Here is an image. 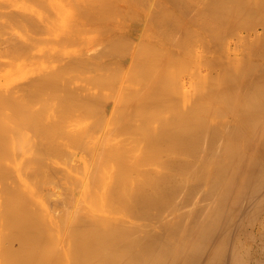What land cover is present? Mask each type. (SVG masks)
<instances>
[{
	"label": "bare ground",
	"instance_id": "obj_1",
	"mask_svg": "<svg viewBox=\"0 0 264 264\" xmlns=\"http://www.w3.org/2000/svg\"><path fill=\"white\" fill-rule=\"evenodd\" d=\"M4 1L5 0H3V2ZM12 1H14L15 3L18 2L17 0H12ZM23 1L25 2V0H23ZM23 1H22V4L19 3L20 7L23 5ZM32 1H34V0H32ZM45 1H47V0L34 1L36 4L40 3L39 5L35 4V6L36 7L38 6V8L40 7V9L42 8V10L45 9V11H46V9L50 6L49 5L47 6L48 2L46 3ZM64 1H67V0H63V2ZM73 1H74V3H75V1L77 2L74 4L75 5L74 9L75 10L77 9V11L80 12V13H78V12L73 13V11H72V13L76 16V19H77V13L79 15H83V17H84V13H87V16L89 14L90 15H89V18H87V17L86 18L88 20L93 19V20H91V21H93V24L97 21V20L95 21V16L98 13H102V16L101 15L100 16L102 18L108 20L110 18L109 15L113 14L112 13L113 9H111V11L109 9L111 7L113 8V4H115L114 2L112 3L113 0L111 2L109 1L108 3H106L108 0L107 1H105V0H89V1L83 0L86 2V4H83V2H81L80 0H73ZM129 1L126 0L125 2H129ZM131 1H133V0H131ZM135 1H136V3L138 2V0H135ZM5 2L8 3L9 0H6ZM20 2H21V0H20ZM28 2L29 1H27V3ZM34 2H32V3L34 4ZM41 2L42 3L45 2L44 4H46L47 7H45V5H43ZM68 2H69V0H68ZM87 2H88V6H87ZM115 2L118 4L119 0H116ZM120 2H122V1L120 0ZM141 2H142V0H141ZM217 2H219V1H217ZM224 2H223V6H224ZM234 2L235 3L237 2L238 3L237 5L244 4L243 10L247 14V16L249 15V17H252L254 20H251L250 18H249V21L246 20L247 24L244 28L245 33H244V35H242V38H243V42H242L243 45L242 46H244V44H245L244 47L246 49V52H245L244 56L242 55V58L239 57L242 61V63L238 62V64L241 66L240 75L237 76L234 84L231 83L233 85H230V84L225 85L224 84L223 86H221V88H218L216 85L217 89L215 91L217 92V94L214 93V95H220V99L223 98L222 95L224 94V92L230 93L231 96L230 97L225 96L224 101L218 100L217 99L218 96H217L216 100L214 99L216 102V105L214 103L215 110L219 115V116L217 115V119H215V120L210 119L208 116H206L209 112L206 114L204 113L201 116L199 111L200 112L202 111V109H201L202 107L199 106L200 107V110H199L197 107L198 105L196 106V103L194 106L192 105L193 107H190L189 104L187 103L188 99L186 100V98H185L186 103H185V101H183V103L182 102L181 103L183 105L186 104L187 108L184 106L179 108V107H175V106L171 105V108H168L170 114L167 117H166V115L161 114V112H152L151 113L150 108L152 106L149 107L148 103H153L154 100L152 99L153 96L150 97L149 94L151 93V91H154V90L159 91L158 92L159 94L161 92H163V90H161V88H163V85L162 86L160 85V80L161 81L163 80L161 78L162 68L159 66L160 64L163 63L162 57L158 58L160 55L158 56V54H156L154 52H153L154 54L150 53V52L148 53L147 52L148 49H146L147 45L145 43L140 45L137 42L139 38L143 42H146L148 40V36H146L145 33H142L140 35V37L133 36V34H132L133 31L128 30L127 26H125V25L123 27L118 26L119 28L118 27L115 28L114 33H112V31L110 29V24L105 25L104 23H102V21H104V20H101V17H98L99 18V20H98L99 24H101L103 26L105 25L106 29L109 27L108 33H107V31H105V29H100L101 31L104 30L106 32V34H108V37L105 39H108L109 43L103 42L105 44L100 49L103 50V48H105L104 47L105 45L107 48L96 54L95 59H97V62H95V60H93L94 58L93 59L91 57L90 58L92 59V61H94V63H96V68L98 69V71H99V69H101V70L103 69L102 72L104 70H105V73L107 72L106 74L100 73L99 76H103L102 80L106 83L105 87L107 85L110 86L109 87L110 89L108 88L110 92H108V93L112 92L111 86L113 84L110 85L107 83H110L112 79L115 80L116 78L119 79V78L123 77V78H125L124 80L127 83L128 80L132 81V78H137V85H138V88H136L137 86L135 85L134 90H132L131 88L128 89V91L123 90L122 92H126V93L122 97L115 96V100L113 102H111V101L106 102L102 107V112L104 113V115L107 114L108 117L112 116V118H114L117 115L122 116L124 118L125 123L130 124L131 122L133 123V121L135 123L137 122V127H135L136 131H138L142 135V137L143 136L147 137L146 138L147 148H146V150L145 149H143V150H145V153L147 156V161L149 158V161H152V163H150V168H148L149 167V164H148L147 172H141L139 170H142V169L138 170V168H137V163H139L138 162L139 160L130 162L131 160H133V159H131L132 157L135 158L134 156H132L133 154L130 155V153H129L128 157L131 156L130 158H127V156H124L128 152L127 148L124 149L125 147H123L124 151L127 150L124 152L123 150H121L120 145H119L120 148H118V147L116 148V144H115L114 149L113 148L111 150L109 149L111 151L110 152V151H108V149H107L108 147L106 145V147H107L106 151L111 153V154L108 153L109 155L114 154L113 156L116 155L117 157H119V160H118L119 162L117 165L119 170L117 167H114V168H117V170L119 171L117 173H119V174H118L117 178L115 176H113L114 173H112V172H113V170H116V169L112 168L113 165H115V164L112 165L110 163L113 159L112 156H110L112 159L109 163H110V165H112V167H109L110 166L109 164H108L109 165L108 167H109V169L110 168L112 169V170L110 169L111 173H112V174L110 173V175L116 179V181L114 179L115 184H114V181H111V180H113L112 179L113 177L111 178V176H109V175L108 176L111 179L110 183L109 182L104 183V181H106V179L107 180L109 179L108 176H105L109 172H106L107 174L102 172L101 176H103V177L105 176V178L102 177V180L101 179H99V180H101L102 183L105 185L109 186V184H110V187H111V185H114V186L111 187L112 190H110V188H108L110 192L107 191L108 193H106V194L104 191H102V192H104V194H103L101 192V190H99V188L97 187L98 190L103 194V196L104 195L106 196V197L104 196L105 198L103 197V199H106L105 201H103L101 199L102 194H99L98 193L99 191H97L98 195L96 194L94 196H100L101 204L104 203V204H102V207L103 206L105 207V205L109 204L108 202L112 201L111 203L114 206L112 205L111 209L112 210L115 209V210L110 211L109 214L106 213L103 215L102 214L100 215V212L98 213V211H97V213H94V210L96 208L97 209L99 208L101 210L100 204H98L100 202L99 201V202H97L99 207H96L95 209L91 208L93 210V211H91V212H93V214H94L93 215L92 213L89 212L90 210L85 212V210H84L85 204H84V207L80 206L84 202H82L80 205L78 204L80 207H82V209H81L80 213H78V211H77L76 213H78V214L74 215L71 218L69 217L71 220L70 221L71 227H68L69 230L66 229V231L68 230L67 235H69V233H71V235L69 237L71 242L68 239V243L70 242V246L67 244L68 245L67 246L68 248H66L68 250V251H66L67 256H66V258H64V260L66 259V264H264V221H263L264 218L260 217L261 213L262 212L264 213V0H246V1L245 0H234L233 3ZM25 3H24V5H25ZM32 3L30 2L29 4H32ZM65 3H67V2H65ZM79 3H81V4H79ZM110 3L112 5H109ZM219 3H217V5ZM29 4L28 5L26 4L27 8L29 7ZM77 4H79V8H77L78 6L76 7ZM5 5H7V7H8V4H5ZM26 5H25V10L21 9L20 7L17 6L18 10L16 7V10H14V12L15 11L17 12L20 10H22V11L24 10V12H26V9H27ZM53 5L55 6V4H53ZM65 5L67 6V4H65ZM69 5L70 4H68V6ZM80 5H81V8H84V9H81ZM136 5H138V4H136ZM140 5H142V3L139 4V6ZM143 6H144V3H143ZM0 7H1L0 13L3 11L1 13L0 17L3 15L6 16L7 14H8L7 17L8 16H10V18L13 17L12 18L13 20H11V22L14 23V21H15L16 25H15V23L13 25L16 26L15 27L16 30H18L19 28L21 29L22 26H23V29L25 30L24 26L28 25L27 27H30L31 23H33L35 26L38 27L37 31H35L37 27L34 29L35 26L32 25V27H30V28H32V30L30 28H28V30H29L28 33H27V27H26L25 32L23 29H21L27 36L30 35V33H29L30 31H31V33H32V31H35L30 36H28V38L23 37V38H27V39H23L19 35L14 36L17 33H16V31L15 32L12 31L13 25L11 26L12 23L10 21H8V19L10 20V18L0 19L2 21V23L0 22V25H2V27L0 26V29H2L4 31V29H5L4 27L8 28V29H5L4 35L8 34L9 36H11L13 34L12 37H9L11 40H9V38H6V37H8V35L7 36L5 35L6 37L4 39H2L4 37V36L2 37L3 34L0 35L1 36L0 38L2 41V42L0 41L1 44L4 43L5 39L9 40V42H7V40L5 41L7 43V45H9L8 50H7L8 46H6L5 43L3 45L4 48H2L0 46V48L4 49V50L1 49L2 52H6V54L0 53V55L3 56L2 54H5L4 56L7 58L8 57L11 58V56L13 55L12 58H15V59H18V57H20V56L23 57L25 55V56H27L26 58L24 57L26 60L25 62L29 61V60H27V58L31 54L37 53L35 55H37L38 57H35L33 55H31V56H33V58H39L40 57V59L41 58L43 59L44 57L48 58L51 55V52L55 53L56 50L59 51L60 47L62 48V50L64 48H66L65 46L68 47L69 44L66 45V43L71 44L72 42H70V41H74V40H70V38L72 36L71 33L73 34V32H74L75 35L77 36L76 32H78V30H79V29H77L78 28L77 26H79V22H81L80 20H78V22L75 21L76 24L73 23L76 27V32H75V28H72L73 32L70 31L69 29H67L70 31L69 32L70 34H68V35H71V36H68V37H70V38H68V41L70 40L69 42L67 40H66L67 42L64 40L65 34L62 36V38L60 35L62 42L60 41V38H58V36H57V38L59 39L60 43H62V45H60V44H59V46L57 45L58 49H56L57 47L55 48V46H54V48H53V45L51 43L52 48H50V49H52V51L51 50L49 51L48 56H46L48 51H45V49H44L47 44L44 47L42 45L41 47H43V48L41 50H44L45 52H42L40 50L38 52H40V53L42 52V53H44V54L46 53V54L43 57H41L42 54L39 53L40 54L39 55L38 52H35L34 50L32 51V48L35 46V43H33L35 41H33L34 38H32V36H33V34H36V32L38 33V31L44 30L43 27H42L43 29L40 27L43 25L42 22H44L43 19L46 18L45 17L46 15H44L42 13V21H41V25H40V23H39L40 20H38V22L36 21V18H38L37 17L38 15L35 16L36 14H34V16H33V14H29V16H27L28 15L27 12H26V15L24 12H20V14H19V12H17V14L21 15L20 17H17V14L12 16V14H14L13 12L12 13L9 11H8L9 13L6 12V10H4V8H6V7H4V8H3V6H0ZM19 8H20V10H19ZM70 8H73L72 3H71ZM141 8H142V6H141ZM146 8H147V6H146ZM1 9H2V11H1ZM31 9H36V8H30V9L28 8L27 10H31ZM36 10L35 11L33 10V11L38 12ZM42 10H40V12H43ZM48 10H51V11H48ZM48 10H47L48 12L46 11L47 13H50L49 15L47 14L48 25L51 24V26H52L55 23V25L52 26V27H54V29H55V27H60L61 25L56 26L55 20H58V18H55V16H54V15H56L55 10H54V15L52 16L53 18L51 17V15L53 14V10L51 9V7H50V9L48 8ZM84 10L85 11L87 10V12H83ZM107 10L110 12L109 15L107 14V12H108ZM144 10H146V9H144ZM220 10L218 9V11H220ZM4 11L6 14H4ZM45 11H44V13H45ZM57 11H60V10H57ZM97 11H98V13H97ZM103 12L106 13V15L109 18L108 17L105 18L104 17L105 14ZM229 12L230 11L228 10V12L226 14H228ZM60 13H62V12H60ZM141 13H143V12L141 11ZM69 14H70V12H69ZM4 16L2 18H5ZM23 16L25 19L26 18L28 19V20L26 19L28 23L31 21L30 25L26 24V22H25L26 25H23L24 24L22 21V19H24V18H22ZM25 16H27V17H25ZM66 16H70V15H66ZM29 17H30V20H29ZM50 17L54 21L51 20V22L49 23ZM152 17H153V15L150 18H152ZM17 18L18 19L21 18L20 20L22 21V25L18 24V22L19 23H21V22H20V20H17ZM31 18H34V19H31ZM73 18H75V17H73ZM73 18H69V19H73ZM84 18H81V19L87 20ZM69 19H66L65 23L67 22V20L69 21ZM3 20L4 21L7 20L8 22L5 21L6 24L3 25ZM154 20L159 22L162 20V18L159 19V16H157L156 18H154ZM91 21H87V22L85 21L86 23L90 24V25H88L89 27H91V25H93V24L89 23ZM100 21H101V23H100ZM136 21L138 23L139 18L136 19ZM228 21H231V20H228ZM52 22H54V23H52ZM7 23L10 27H8ZM69 23H70V21L66 23V24H68L67 25L68 27L70 25ZM82 23L83 22H81V24ZM98 23L94 24V25H96L95 28L98 26V28H96L97 30H99V28H102V27H100V25ZM48 25H46V23L44 22L43 26L44 27L47 26L45 28L46 31L51 29L50 33H52V31H55L56 29H58V28H56L54 30V29L50 28V26H49V29H47ZM244 25H245V23H244ZM73 26H71V27H73ZM82 26L86 27L87 25L83 24ZM105 26H104V28H105ZM65 27H66V25H65ZM81 27H79V28H81ZM92 27H94V26H92ZM92 27L89 29H92V32H94L93 29H95V28H92ZM39 28L41 30H39ZM238 28H241V27H238ZM2 30H1L0 34L3 33ZM6 30H9V31H6ZM60 30L66 31L65 28L64 29L61 28ZM81 30H80V33H81ZM8 32L12 33V34H9ZM66 32H68V31H66ZM90 32H91V30H90ZM99 32L100 31L94 32V36H95V33H99ZM20 33H21V31H20ZM59 33L60 32L58 31V34ZM63 33H65V32H63ZM25 34L22 33V36ZM47 34H49L48 31H47ZM60 34H62V32ZM79 34H78V36H79ZM99 35H102V34H99ZM66 36H67V33H66ZM87 36H84V38ZM16 37H18L17 38L18 40L16 39ZM33 37H35V35ZM36 37H38V36H36ZM36 37L34 40L37 39ZM39 37L42 38V36H39ZM39 37H38V39H40ZM53 37H55V36H53ZM72 37H75V36H72ZM77 37H76V39L74 38L75 41L77 40ZM80 37H78V38H80ZM13 38L16 39L17 41L15 40L16 41L15 42ZM20 38H22V39H20ZM47 38H46V40H47ZM84 38H82V39H84ZM99 38L101 39V37H99ZM19 39H20V41H19ZM28 39L29 40L32 39L33 42L29 41L31 44L27 43ZM43 39H45V38H43ZM66 39H67V37H66ZM23 40H24V43H22ZM63 40L66 43L63 42ZM12 41H14V42H12ZM108 41L106 40V42H108ZM36 42H38V40ZM40 42H41V40H40ZM81 42L83 43L84 41L82 40ZM85 42H87V38L85 39ZM88 42L90 45L91 40ZM93 42H94V39H93ZM95 42H96L95 44H97V41H95ZM10 43L11 44L14 43L13 44L14 47H12L13 45H11ZM16 43H20V44L15 45ZM41 43H45V42L43 41ZM99 43H102V42H99ZM25 44L27 47L23 46ZM63 44L65 46H63ZM107 44H108V46H107ZM28 45H29V47H28ZM86 45L84 44L83 46L86 47ZM30 46L31 47L33 46V47L30 48ZM72 46L76 47V45L73 43H72L71 47ZM80 46H82V45H80ZM22 47L24 48L23 50H22ZM49 47H51V46L49 45ZM61 48H60V50H61ZM77 48L78 47H76L74 49H76V51H77ZM9 49H11V50H9ZM27 49H30L32 51V53L30 51H28ZM79 49H81V47H79L78 50ZM1 50H0V52H1ZM47 50H48V47H47ZM65 50L67 53L70 52V51L69 52L67 51L68 49H65ZM21 51H23V55H22V53H20ZM61 51L59 52V54L62 55V56H60L61 58H59V56H57L58 55L57 51H56L57 52L56 55L54 54V58L57 56L60 60H55L53 58V56H51V57L55 61H61V59H62L63 62H66V60L69 62L70 61L69 58L73 57L72 59H75L76 61L73 60L74 63H71V62H69L70 64L67 63L69 66V70H70V66H72V65H73L72 67H75L76 65L81 66L83 64L84 59L81 58V56H82L81 54H78L79 57H78V55H76L77 57H74L75 55L71 54L74 56L70 57V55L68 54L69 55L68 56L67 53L65 52L66 57H69V58H67L64 61L65 55H63L61 53ZM150 51H153V50H150ZM12 52L14 54H16L18 57L15 55L17 57L16 58L14 56V54H12ZM17 52H19V53L17 54ZM81 52H83V51H81ZM232 52H233L232 50H229L228 53L224 56L225 62L223 64V67L226 65V67L224 69H226L228 65L230 66L233 62L232 59L230 58V56H231L230 54ZM27 53H29V54L27 55ZM19 54H21V55H19ZM155 54H156V56L154 57ZM110 55H112V56H111V58H109V60L107 62V58L110 57ZM114 55H117L118 57L120 56V59L116 58L117 56L115 57ZM63 56H64V58H63ZM83 56H88V55H86V53H85V55H83ZM234 56H236V55H234ZM57 57H56V59H58ZM104 57H106V61L103 60L104 63H102L100 61V59H103ZM112 57L116 58L115 61H114V59H112ZM12 58H11V60H12ZM76 58H79V59H76ZM84 58L87 59L88 57H84ZM28 59L31 60L32 57L28 58ZM45 60L47 61V65H50V64H48L47 59H43V61H41L42 65H43V62ZM54 60H53V62H54ZM227 60L229 61V63H227ZM238 60L239 59L236 58L234 61H238ZM2 61H3V59L0 60L1 63H2ZM6 61L7 60L3 61L2 64L0 63L1 64L0 68H2V66L9 65L8 62H10V66L11 65L14 66V64H15L14 60H13L14 64L13 63L11 64L10 59L7 62ZM98 61H100V62H98ZM109 61H111L113 63L112 66H110L111 62L109 63ZM154 61H156V62H154ZM4 62H6L7 64L5 63V65H3ZM25 62H23V64H24L23 66L30 67V64L25 65ZM49 62H50V60H49ZM61 62H59V63H61ZM63 62H62V64L64 65V68H65L67 66V64L65 66V64ZM31 63H32V60H31ZM98 63L99 64L102 63V64L99 65ZM20 64H22V62L19 63V65ZM56 64H58V63L56 62ZM239 65H238V67H239ZM58 66L61 67L60 64ZM35 67H37V66H35ZM41 67L42 66L40 65V68ZM52 67H53V65H52ZM52 67H51V69H52ZM64 68L62 66V69H61L62 73H63ZM90 68H92V67H90ZM33 69H34V67H33ZM49 69L50 68H48V70ZM51 69L47 72H45L46 69L42 70L45 73L38 72V75H35V76L29 74L32 78L27 76L28 79H26V77H25L24 78L25 80L23 79V81H26V83L21 81V79H19L20 84L23 82V83H25L24 85L23 84L18 85L19 81H17V80H18V78H20L19 76H18L17 80L16 79H15V81L13 80L14 83L16 81L18 83L17 84H11L10 82H12V81H10V80H12V79L8 76L9 75L8 74V75H6V77L8 76V78H10V79H8L10 82H7L8 80L5 79V80H7L6 82L9 83L7 86H9V87L13 86V88H17V89H12L11 87L10 88L8 87L9 89L6 88L7 90H5L3 87L4 85L1 86V87H3L4 90L2 88H0V111H1V109L5 110V108H6V110L7 109L10 110L9 112L7 111V115L2 113V111L0 113V157L2 156L0 158V162L1 161L3 162L7 158V161H11V162H9V163L5 162V161L4 162L6 163V165L8 164L9 167H11L12 165L15 166V164L13 163L14 162L13 160H15L18 156V155H14V156H16L14 159V158H12L13 156L11 157V154H14V153H17V154L24 153L25 154V152L29 151L30 149L31 150L33 149L32 151L30 150L31 151L30 156L28 154L27 155L25 154V156H26L25 159H28L27 161H30L33 158H37L38 154L40 157L41 156L40 152L44 149L43 150L44 153L46 151L45 154H47L45 156V158L47 156L49 158V159L46 158L47 160L50 161V158L52 157L51 158L52 160H53V158H55L57 161L59 159V162H61V164L65 163L64 162L65 160L64 161H60V160L61 159L63 160V157H61V155H63L64 158H65V156H67L64 154V152L68 153V151H67L68 148L62 151V149H64L66 146L65 143L68 140L67 136L72 137V135H75V133H77L73 138H71V137L69 138V139H71V140H69V142H72L74 139L76 141L79 140L78 141L79 143L76 141H73L72 143L75 142L73 145L71 143H68V142H67V144L75 147V148L72 147V149H76V147L78 148L80 146V142L82 141L81 137H83L85 135L84 129H87L85 132H87L88 129L91 130L90 129L91 128L90 126H92L91 124H93V122L98 119L97 118L96 120L92 121L93 115H90L91 111H88V110H92V109H89L88 105L90 104V108H91V102L93 103L94 102L93 100L97 101L98 103H104L103 102V96L101 97L102 100L98 94H96L95 96L94 95L91 96L92 94L89 95V93H88V91L91 90V89L89 90V86H87L88 88H86L85 85L81 87L80 84L74 83L75 86L76 85L79 86V87H77V89L79 88L78 91L82 92V90H83V92L84 91L87 92L86 93L87 96L85 95V93L82 94L79 92H78L79 93V95H78L76 92V89L75 90L72 89V88H74V86H72L73 84L71 86L68 85V84H70L69 81L71 79H69L68 76H66V74H67L66 71L67 72L69 71V70H67L68 69L67 67H66V70L64 72V73H66V74H64V76H66V78H68L69 80L68 79L66 80V78H65V80L62 81L64 85L60 84V86H59L57 83H59V81H60L59 78H62L63 76L61 77L62 74L60 75L59 73L56 72L58 70L56 67L54 68V70L56 69V71L51 70ZM11 70H12V68H11ZM59 70H58V72H61ZM23 71H24V69H23ZM72 71L74 73L73 68H72ZM76 71H78V69ZM79 71L81 72V70H79ZM20 72L21 71H19V73L18 72L17 73L20 74ZM24 72L26 73L27 71L25 70ZM35 72L37 73V71H35ZM91 72H93V71H91ZM91 72H90V74H91ZM56 73L59 74V76H60L59 78H56V77H58V75L56 76ZM68 73H70V71ZM96 73L98 75L99 72H96ZM15 74L13 76H15ZM80 74H82V73H80ZM90 74H88V75H90ZM73 75L74 74L71 75V73H70L69 77L71 76L73 79ZM16 76H15V78H16ZM78 76L83 77V75H78ZM93 76H94V74H93ZM0 77H1V73H0ZM75 77H76V79L78 78L77 76L74 75V78ZM222 77H219V78H222ZM3 78H2V80L5 82V80ZM55 79H58V81H56ZM88 79L85 80V82L88 83L89 82ZM1 81H0V83H1ZM65 81H67L69 83L68 84L64 83ZM98 81L100 83L103 82L101 80H98ZM228 81L229 80L227 79V82ZM230 81H232L231 78H230ZM162 83H163V81H162ZM216 83H217V81H216ZM223 83H226V82L224 81ZM128 84H130V83H128ZM133 84H136V83H133ZM66 85H67V87L68 86L69 87L67 88ZM90 85L92 86V85H96V84H90ZM115 85L117 87V84H115ZM7 86L5 85V87H7ZM61 86H63L64 90H62ZM21 87L24 88V90H23V91H25L24 96L22 95L23 92L21 93L22 90L19 92V90H20L19 88H21ZM83 87H85L86 89L84 90ZM95 87H97V86H95ZM57 88H59V89H57ZM66 88H67V90H66ZM69 88L72 90H69ZM87 89H88V91H87ZM94 89L95 88L92 87V90H94ZM106 89H107V87H106ZM47 90H49V91H47ZM57 90H59L60 93H58ZM61 90L63 92H61ZM99 90L102 91L101 88ZM17 91H18V93H17ZM43 92H44V94L40 95V93H43ZM95 92H93V93H95ZM57 93H58V95H60L59 97L57 96ZM64 93H65V95H63ZM154 93H155V91H154ZM48 94L51 95L50 97H52V99L49 96H47ZM105 94L107 96V92ZM61 95H63V96H61ZM88 95L90 96V99L88 98ZM31 96L32 97L35 96L36 99L32 100ZM53 96L55 98L57 96L56 100L57 99H60V100L56 101L54 99L56 101V103H55V101L53 100V98H54ZM82 96L83 97L86 96L87 98L86 97L83 98ZM160 96H161V94H160ZM41 97H44V99L42 98L44 101L46 100L45 98H47V97L50 98L51 100H53V102L50 101V103H51L50 105H48L49 99H47L45 101V102L48 101L47 106H48V108L50 107L49 109H51L52 105H53L52 107H54L55 104L58 103L56 106L57 111H58V108H60V110H61V107H58V106L63 107V105H62L63 103H65L66 106L68 104H72V109L74 106L75 107L78 106L77 107L78 109L75 107H74V109H76L75 110V116L78 115L79 117L77 118V116L75 117L74 115H71V114L70 115H71L72 119L77 118V119H75V121H77V122H79V121L81 122V120H82L83 126L80 124L82 126V128L79 126V123H77L78 127H76L77 129H79L78 130L79 133L84 127L81 134H79L78 131L76 132V128L74 127V125H76V122L72 120L73 122H75V124L72 122L74 125L70 122L71 119L69 118V115H67V113L69 114V112L66 111V109H67L66 106H65L66 109L62 108L61 111H65L66 112L65 114L68 117H65L66 115L63 112H61L60 115L56 114V116H54V114L58 113V112H55L56 110L51 112V111H49V109H46L47 107H45L44 113L46 114V116L50 115L49 113L48 114L46 113L47 111H49L52 113V115L54 117L50 118L48 116L49 120H47L48 118L46 119V116H43V119H41L43 113L41 115L40 112H37L39 110L38 108L41 105L40 103H43V100H41L42 102L40 101ZM194 97L195 96L192 97L193 99L192 98H189V99L192 102H195ZM30 99H31L32 103H34L33 102L34 100L36 103H37V101H40V102H38L40 105L39 104H37L38 106L36 105L38 108L37 107L35 108V106H34L35 103L31 106L32 103L29 101ZM74 99H77V100H74ZM86 99L89 102L86 101ZM104 101H105V98H104ZM191 101H189V103H191ZM60 102H62L61 105H60ZM198 102L200 103V101H197V104H198ZM205 102L206 101H204L203 103H205ZM218 102H222V103L224 102L225 105L222 104V106H220V105H218ZM29 103H31V104L29 105ZM52 103H54V104H52ZM86 103L87 104L89 103V104L87 105ZM174 103H176V102H174ZM177 103L179 104L180 102H177ZM177 103L175 105L178 106ZM147 104H148V107L146 110H144V108ZM154 104H155V102H154ZM45 105L46 104L42 105V107ZM214 105L212 104V106H214ZM33 106H34L35 110L31 108ZM79 106L81 107V110H79ZM95 106H98V105L96 104ZM154 106H157V105H154ZM179 106H181V104H179ZM202 106H203V104H202ZM42 107L40 109L43 110ZM68 107H69V109L71 108L70 105H68ZM63 109H65V110H63ZM74 109L73 110L70 109V111H73L72 114H74ZM93 109L95 110V112L97 111L95 108H93ZM51 110H53V108ZM209 110L211 111L212 109H208L206 111H209ZM77 111H79L81 113H79ZM165 111H168V110L166 109ZM41 112H43V111H41ZM53 112H55V113L53 114ZM86 112H89V113H86ZM102 112H100V113H102ZM197 112H198L199 116H201L198 119V121L196 120L197 115H198ZM62 113H63V115H62ZM154 113H157V115L153 116ZM2 114L6 115L8 118L6 117V119H5V117ZM8 114H10L11 117L8 116ZM84 114H86V115L84 116ZM88 114H89V116H91V118L88 116ZM40 115H41V117H40ZM61 115H62V117L65 115L64 116L65 118L64 117L61 118ZM95 115L96 114H94L93 118H96ZM213 115L216 117V114H213ZM213 115H212V117H213ZM58 116H60L59 118H61L63 121L64 120H65V122L68 121V125L70 122V125L71 126L73 125L72 127L71 126L70 127L72 129H74L73 131L75 133L70 132V131H72V129L67 130L69 128L68 126L67 127L64 126L66 129L62 128V129H60V131L56 130V129L60 128V126H59L60 123H58L60 120L57 122L58 125L54 124L55 126L57 125V127H53V123L50 122V120L54 119L53 121H55V118ZM84 117H86V119H85L86 121H88V118H90L92 123L85 122V124H83L84 123L83 122ZM100 117H101V115H100ZM154 117H156V118H154ZM44 118L46 121H49L50 124H48L47 126L50 125V129L53 127L57 132H59V133L61 132L60 134H63L62 131L66 132V130H67V132L68 131L70 132V133H67L68 135H66L67 140H65V134H64V136L61 135L63 137V141L65 140L64 145H62V143H60L61 141L59 142V145L61 144V146H63L64 148L63 147L61 148V146L57 147L59 150H61V152L58 151L57 148H55V146L58 144L57 141L62 137L59 134L58 135L59 139H57V141H56L55 137L57 138V132H55L56 133V135H55L54 134L55 130L53 128L52 129L54 130L53 131L54 135H48V134L52 133L51 132L52 130L50 131V129H49L50 133L48 130H46L48 127L46 126L47 122L44 120ZM152 119H154V120H152ZM155 119H158V121L159 120L160 121L156 122ZM57 120H58V118H56V121ZM131 120H133V121H131ZM41 121L44 123H42ZM135 123H133V124H135ZM152 123H156V124L158 123V125H154V124L152 125ZM64 124L65 123H63V125ZM86 124H87V126L90 125L89 126L90 128L87 127ZM94 124H95V122H94ZM43 125L47 128L45 129L43 127ZM51 125H52V127H51ZM61 127H63L62 124H61ZM23 128H25V129L30 128V130H31L30 132L33 131V133H31L32 135L35 133V136H34L35 138H33V139H34V142H36V143L31 142L30 139H32V137H33L32 135H30L31 138L28 137V139L27 138L25 139L23 137L25 135L24 132H26L25 130H24V132L22 131ZM95 129H96V127H95ZM98 130H99V128H98ZM132 130H133V127H132ZM41 131H44V132L41 133ZM100 131H99V134H100ZM136 131L134 133H137ZM45 132L47 134H45ZM38 133H39V135H38ZM91 133H89V134H91ZM126 133H128V131ZM43 135H45V136H43ZM91 135H93V134H91ZM130 135H131V133H130ZM48 136L49 137L52 136V138L55 140V141H53V139H52V142H57L56 145H55V143H53L55 146H53L51 144V147L49 148V146H50L49 142H51V138L49 140H46V138L48 139ZM135 136H134V138H135ZM137 136H139V135H137ZM43 138H44V141L46 140L49 142L47 143L45 141L46 143L41 144V143H43V141H42ZM91 138L89 137V140ZM94 138H93V141L95 140ZM118 138L119 137H117L116 139H118ZM127 138H130V136ZM40 139L42 142L38 141ZM87 139H88V136H87ZM96 139H97V137H96ZM137 139H138V137H137ZM93 141L91 140V142H93ZM94 142H96V141H94ZM109 142H111V141H109ZM120 142H122V140ZM124 142H127V141H124ZM136 142H135V144H136ZM39 143L42 145L41 147L43 149L38 147ZM112 143H114V142H112ZM91 144L93 145V143H91ZM140 144H141V142H140ZM87 145H89V144H87ZM117 146H118V144H117ZM141 146H143V145H141ZM141 146H138V151L141 149V148H139ZM67 147H70V146H67ZM93 147H94V145H93ZM111 147H113V146H111ZM130 147H132V146H130ZM35 148L37 150H36L35 154H33L35 157H33L32 152L35 151ZM134 148H136V146ZM38 149H41V151L39 152ZM54 149H56L57 152ZM72 149H69L70 153H71L70 150H72ZM43 151H42L43 155L40 157V160L44 159L43 160L44 162L43 161L42 162L45 164L44 167L46 166V170L43 167L40 169V167L38 166L39 169L37 168L36 169L37 172H36V170L34 168H35V166L37 167V165H35V163L40 164V162H38L39 159L37 158L38 160H34V162L32 160V162L31 161L29 162L30 163L29 165H31L32 167L35 165L34 168H32L31 166L29 167L27 165L30 169L27 168V166H26L25 168H27V170L26 169H25V171L23 170L24 172H26L28 170L33 169L32 172L35 170L34 173H31V171H28L29 174H27V172L23 173L21 170L24 169L23 168L25 166L24 164L25 163L27 164L28 162L23 163L20 161L21 163H23L21 166L22 169L19 168V169H21L20 172H22L24 174L22 176H24L25 178H26L25 174L27 175V180L29 179L28 180L29 183H31V181L34 180V182H36V184H37L38 178L35 177L36 180L33 178L35 176L34 174H36V173H37L36 176L39 177L41 174H44V175H42V177L45 176L44 178H46V175H48L51 171L55 172V170L59 169V171L58 170L57 171L62 172V170H64V168H68V167H66V165H65V167L64 166L61 167V166L57 165V167H56V163L54 160L53 161L51 160L53 163H51V161H50V163L52 165L50 163H48L49 161L46 162V160L44 158ZM48 151H53V152L55 151L56 153H59V156H58L59 158L56 157L57 156L56 153H53V152L51 153L53 155L56 154V156L53 157V155H50L48 153ZM72 151H74V150H72ZM141 151H142V149H141ZM136 152H137V150H136ZM89 153L91 154V152H89ZM85 154H88V153H85ZM140 154H141V152H140ZM143 154L144 153H142V155ZM156 154H158L160 156L157 157ZM7 155L8 156L10 155L9 156L10 160L8 159ZM104 155H106V154H104ZM3 156H5L6 158ZM25 156L22 155V158ZM123 156H124V158L128 159L127 163L125 160H123L124 159ZM100 157H102V155ZM110 157H106V158L108 159ZM156 157H157V160H156ZM2 158L3 159L5 158V159L3 160ZM29 158H31V159H29ZM103 159H104V156H103ZM141 159H143L144 162H147L144 160L145 157L143 158V156H142ZM66 160H67V158H66ZM115 160H117V158ZM35 161H37V162H35ZM129 162H130V165L128 164ZM3 163H1V164H3ZM32 163L34 165H32ZM54 163H55V165H53ZM87 163L88 162H86V164ZM1 164H0V175L1 176L3 175L2 177H4L6 179V181L9 178H11L13 180L12 176H15L14 180H16V182L13 181L12 183H15L16 185L11 183L12 180L10 181V179H9V181L6 182L4 180V178H2L0 176V178H2L0 180L4 181V182L0 181V186H1V183L3 186V188L2 187L0 188L1 189L0 192H2L4 194V195L2 194L3 195L2 196L0 193V197L2 196V198L0 199V204L2 205V206L0 205V208H2V209H0V233H1L0 235L2 237V238H0V264H57V258H56L57 250H56V252L54 251L56 254L51 251V249L54 250V248H57V243L55 245L56 247H54L53 245H49L50 244L49 241L52 238V234H49L50 231L47 232L48 230L46 228L48 227V225L45 224L46 220H45L44 216L47 217V215H48L47 213H49V211L42 210L41 212L44 211L46 214V215L44 214V216H43L42 215L43 213H40V211L37 210L38 209L37 207H39V206L41 207V205L39 204V201L37 202L38 199H36V200L34 199L35 202H33V199H31L33 196L30 198L29 195H31V194L27 190V188H29V187L24 188V186L27 185L26 181H25V185L23 186L22 189H26L27 193L22 192L23 190L21 192H15L17 190L16 187L21 189V186H22V182H21V184H19L17 186V184L20 183V182L17 183V181L19 180L18 177L20 175L18 174L19 176L17 178H16V175H13V174H15V171H13L14 168H12L13 166L11 167L13 170H11V168L9 169L8 166H7V169H8L7 171H5L6 168L4 170H2V167H4L5 164H3L2 167H1ZM83 165H82V171L84 168L87 169V166L83 168ZM41 166H42V164H41ZM48 166H52V167H49V169L50 168L52 169L53 166H55V169L53 168L54 170H51V169L48 170V168H47ZM98 166H100V165L98 164ZM139 166H142V165L139 163ZM146 166H147V164H146ZM142 167H143V170H144V168L146 170L145 165H143ZM43 169L45 170V172ZM60 169H61V171H60ZM106 169H107V167H106ZM40 170H42L41 174L39 173ZM99 170H101V169H99ZM104 170H105V167H104ZM110 170H108V171H110ZM3 171H5V172H3ZM9 171L11 173V176L9 175V176L5 177L4 175L10 174ZM136 171L139 173L137 175H134V173H136ZM46 172H48V174ZM71 172L72 171H70V173ZM79 172H81V171H79ZM22 173H20V174H22ZM56 173H55V176H56ZM127 173L129 175L124 177ZM131 173H132V176L130 175ZM58 174H61V173H58ZM75 174H73V175H75ZM98 174H100V173H98ZM29 175H32V177H30ZM76 175L78 177V173ZM28 176L30 178H28ZM53 176H54V173L51 175V178H49L50 176L47 177V179L49 180L48 182H50V179H52ZM55 176L53 177V179H54L53 181H55ZM57 177H59V179H60V175L56 176V179H58ZM123 177L126 180L122 179ZM44 178H43V180L45 181L46 179H44ZM59 179L57 180V184L58 183L63 184V181L60 182ZM86 179H87V175H86ZM119 180H121V181H119ZM80 181H81V179H80ZM101 181L96 180V182H101ZM5 182H6V184H5ZM8 182H10L11 185H9ZM34 182H32V183H34ZM84 182H85V180L83 181V183ZM3 183H4V185H3ZM32 183H31V186L33 185ZM40 183H41V181H40ZM45 183H46V181H45ZM45 183H43V184L45 185ZM74 183H76V182H74ZM106 183H108V184H106ZM71 184L72 183H70L69 185H71ZM103 184H100V185L103 186ZM14 185L16 187L13 188ZM66 185H67V183H66ZM97 185H99V183ZM100 185H99V187H100ZM39 186L37 185V189L39 190L38 192L39 193L41 192V194H42L43 190L40 191ZM71 186H70V188H71ZM4 187H6V188H4ZM32 187H34V186H32ZM55 187H56V184H55ZM67 187H69V186H67ZM104 187H106V186H104ZM59 188H60V186H59ZM87 188H88V185H87ZM2 189L3 190L5 189V190L2 191ZM62 189H64V188L62 187ZM94 189H96V188L94 187ZM100 189H102V187H100ZM13 190H14L15 194H14V192L12 193ZM103 190H104V188H103ZM18 191H20V190H18ZM33 191L36 192V193L32 192L35 195L38 193L37 190L35 191V189ZM63 191L64 190H62V192ZM84 191L83 192L81 191V192L84 193ZM59 192H61L60 189H59ZM64 192L66 193L68 191H64ZM69 192H70V190H69ZM89 192H90V190H89ZM112 192L114 193V195ZM22 193L25 194L26 196L24 195V197L21 198ZM87 193H88V191H87ZM94 193H96V192H93V194ZM111 193H112L114 199L112 197V199H113L112 200L111 196L109 195V198L111 199V200L109 199L110 200L109 201V200H107V198H108V194H111ZM20 194H21V196H20ZM41 194H39V195L41 196ZM62 194H64V193H61V194L59 193L60 196ZM90 194H92V193H90ZM17 195L20 196L21 200L19 199V196H17ZM27 195L29 196V198L27 197ZM65 195H68V193ZM71 195L72 194H70L69 196H71ZM79 195L81 196V194H79ZM84 195L86 196V194H84ZM69 196H66L65 201H63L65 198L64 195L61 196V198L64 197L62 199V201L63 202H66V200L69 201V199H70V198L68 199ZM80 196L78 199H80ZM15 197H16V199H15ZM25 197L28 200L29 199L32 200V201L29 200L31 203L33 202L34 204L37 205V206L35 205L36 207L33 205L36 208V211H33V210H35V208H33L31 203H30L31 204L30 205L26 201ZM56 197H58V196L56 195ZM92 197L93 196L91 195V199H92ZM54 198H55V196L53 197V199ZM98 198H96V199H98ZM88 199H89V195H88ZM93 199H94V197H93ZM1 200H2V202H1ZM41 200H42V198H41ZM46 200L48 201V199H46ZM55 201H53V202L56 203ZM93 201L91 202V206L93 204ZM96 201H98V200H96ZM113 201L116 203L117 206H115V203ZM63 202L60 203L61 207L59 206V208L58 207L54 208L53 206L52 207L55 210L60 209L61 214L58 213L59 211L57 212V214L62 215V217H63L62 221L65 223L64 218H66V217L64 216V214H66V216H67L70 211L68 212L67 207L64 205L66 207V208H63V209H66V211L64 213V210L61 209ZM71 202H73V200H71ZM86 202H87V200H86ZM69 203L70 202H68V204ZM79 203H80V201H79ZM45 204H46V206H48L46 202H45ZM30 206H32V208ZM49 206H48V208H49ZM94 206H96L95 202H94ZM87 207H88V205H87ZM69 208L70 207H68V210H69ZM77 208H79V207H77ZM106 208H107V206H106ZM39 210H40V208H39ZM83 210H84V212H83ZM102 210H103V208H102ZM46 211H47V213H46ZM62 211H63V214H62ZM66 212H68V213H66ZM53 213L54 212L51 213L53 216L56 215V213H54V214ZM96 214H99V215H96ZM58 215L56 216V220H60L59 221L60 224H58V223H56V224H58L60 227H62L64 225V223L61 221V219L57 218ZM52 222H53V219H52ZM55 222H53V223H55ZM61 222H62V225H61ZM48 223H49V220H48ZM68 225H69V222H68ZM45 226H47V227H45ZM53 229L55 231V228H53ZM50 230L52 231V229H50ZM54 231H52L53 235L55 234ZM60 232H59V234H60ZM44 235H45V237H44ZM46 235H51V237L49 238V236H48V239H47ZM65 235H66V233H65ZM65 235H64V238L66 240L67 237ZM53 238H56V236L55 237L53 236ZM56 239H53L54 241L52 240L51 244H55L54 242ZM14 240L15 241L17 240L16 241L17 246L13 245V242H15ZM45 240L47 241L46 245L47 246L49 245L48 246L49 248L47 250L45 249V248H47L45 243H44ZM65 240H63L62 242H64ZM5 242H7V245H5ZM64 243L66 244V241ZM64 243H63V245H64ZM12 245L16 249H14ZM50 246H51V248H50ZM52 246L54 248H52ZM63 250H65V249H63ZM60 252H62V250ZM68 252H70V253H68ZM62 255H63V253H62ZM60 258H62V257H60ZM64 260H62L63 264L65 262ZM59 261H61V260H59ZM67 261H68V263H67Z\"/></svg>",
	"mask_w": 264,
	"mask_h": 264
},
{
	"label": "rangeland",
	"instance_id": "obj_2",
	"mask_svg": "<svg viewBox=\"0 0 264 264\" xmlns=\"http://www.w3.org/2000/svg\"><path fill=\"white\" fill-rule=\"evenodd\" d=\"M6 1V0H5ZM3 2V0H0V6H3V8L4 7H6V8H4V10H6V12H13L14 14H12V16L13 15H15V14H17V12H19V14H20V12H24V10H25V5L27 4H29L30 2L32 3V2H34V1H40V0H34V1H32V0H27V1H29L28 3H27V1L25 0V2L23 1V0H21V2H20V0H17L18 2H14V1H10L9 0V2L8 3H6V2ZM22 1H23V5H24V3H25V5L23 6H21L20 7V4H22ZM42 1V0H41ZM44 1V0H43ZM73 1V0H72ZM71 0H69V2H68V0L67 1H64L63 2V0H47V1H45L46 3H47V6L49 5L50 7H51V9L53 10V14L51 15V17L54 15V10H55V14L57 15H54L55 16V18H58V20H55L56 21V26H60V27H55V29L56 28H58V29H54V27H52V26H54L55 25V23L54 22H52V23H54V25H52L51 26V24H49L48 25V18H47V14L49 15L50 13H47L48 11H51V10H48V8L50 9V7H48L47 9H46V11H45V9H43L42 10V8L40 9V7L38 8V6L36 7L35 6V2H34V4L32 5V4H29V9L30 8H36V9H31V10H27L28 8H27V5H26V12H27V16H29V14H33V16H34V14H36L35 16H37L38 18H36V21L38 22V20H40V25H41V21H42V13L44 14V15H46L45 17L46 18H44L43 19V21L46 23V25H48V28L47 29H49V26H50V28H52V29H54L55 31H52V33H50V30L51 29H49V30H47L48 32H49V34H47V31H46V27L47 26H43L44 25V22H42L43 23V25L40 27V28H44V30H41L40 28H39V30H41V31H38V33L36 32V34H33V36L35 35V37L36 36H42V38H40V39H38V37H36L37 39L36 40H34L35 39V37H33L32 36V38H34L33 39V41H35V42H33L32 41V39H28V42L27 43H29V44H31L30 42H33V43H35V48L33 47H31L30 46V48H32V51L34 50L35 52H38L39 50L40 51H42V52H45V51H48V53H47V55L46 56H48V54H49V51L51 50L52 51V49H50V48H52V45H53V48H54V46H55V48L57 47V45L59 46V44L60 45H62V43H60V41L62 40L61 38H62V36L65 34V37H64V40L66 41H68V38H70V37H68V36H75V37H72L71 36V38H70V40H74V41H70V42H72L73 44H75L76 45V47H81V49H79L78 50V48H77V51H76V49H74V48H76L75 46H72L71 47V45H72V43L70 44V43H66L64 40H63V42H65L66 43V45L67 44H69L68 45V47L67 46H65L64 44H63V46H65L66 48H64L63 50H62V48H61V50H60V48H59V51L58 50H56L55 51V53L54 52H51V55L47 58V57H44L43 59H47L48 60V64H50V65H47V61L45 60L44 62H43V65H42V62L41 61H43V59L41 60L40 59V57L39 58H33V56H35V57H38L37 55H35V54H37V53H35V54H31V55H33V56H31L32 57V63H31V60L30 59H28V58H31L30 56L27 58V60H29V61H27V62H25L26 60H25V58L27 57V56H23V57H18L16 54H14L13 52H12V54H14V56L16 55L17 57H18V59H15V58H12V56H11V58H12V60H11V58H7V57H5L4 55L6 54V52H2V50H4V49H2V48H4L3 47V45H4V43L6 44V46H8L7 47V50H8V48H9V45H7V43L5 42L6 40H7V42H9V40H11L9 37H12V33H9V34H12L11 36H9L8 34V37H6L5 35H4V31H5V29H8V28H6V27H4L5 29H4V31L2 30V29H0V32H1V30L3 31V33H1L0 35H2V39H4L5 37L6 38H9V40L8 39H5L4 40V43H2L1 44V38H0V46L2 47V48H0V50H1V52L0 53H5V54H2L3 56H1L0 55V58L1 59H3V61H5V60H9L10 59V61H11V64L13 63V60L15 61V64H14V66L13 65H11L10 66V62H8L9 63V65H7V66H2V68H0V73H1V77H0V81L2 80V78L5 76L6 77V75H8L12 80H10V81H12V82H10L8 79H10V78H8V76L5 78H3L4 80L5 79H7V80H5V82L2 80L1 81V83H0V88H2L3 89V87H4V89L5 90H7V89H9L10 87L12 88V89H17V88H13V86H7L9 83H7V82H10L11 84H17L18 82L17 81H19V79H21V81H23V79L26 77V79H28V77H31L30 75H33V76H35V75H38V72H41V73H45V72H47V71H49L50 69H51V67H52V65H53V67L55 68H57L59 71H61V69H62V66H63V68H64V65L62 64V62H63V60L61 59V61H55V60H60L59 58H61L60 56H62V55H60L59 54V52L61 51V53L63 54V55H65V58H64V56H63V58H64V61L67 59V58H69V57H66V50L65 49H68L67 51L69 52V53H67V55L69 54L70 55V57L71 56H74V57H77L76 55H78V54H81L82 56L83 55H85V53H86V55H88V56H81V58H83L84 59V62H83V64L81 65V66H75V67H72V66H70V70H69V66H68V64L67 63H69V62H71V63H74V61H76L75 59H72L73 57H71V58H69L70 59V61L68 62L67 60H66V62H63L64 64H65V66H66V64H67V70H69L70 71V73H71V75L72 74H74L75 76H77L78 78L76 79V77L74 78V75H73V79H72V77L70 76L69 77V74L70 73H68L67 71H66V73H64L65 72V70H66V67L64 68V70H63V73H62V71L61 72H58V70L56 71V69L54 70V68L52 67V69L51 70H54V71H56L57 73H59L60 75H61V77L62 78H59L60 76H59V74H57L56 73V76L58 75V77H56V78H59L60 79V81H59V83H57L59 86H60V84L61 85H64L63 84V82L62 81H64L65 80V78H66V76H68V78L69 79H71L69 82H70V84H68L69 82H67V81H65L64 83H67L69 86H71L72 84V86H74V88H72L73 90H75L76 89V92H77V94L79 95V93H85V95L87 96V92L86 91H84L83 92V90H82V92H80V91H78V89H77V87H79L78 85H76L75 86V84H80V86L82 87V86H86V88H88L87 86H89V90L90 91H88V89H87V91H88V93H89V95H91V96H95L96 94H98L99 95V97L101 98L102 96H103V102L104 103H98L97 101H95V100H93L94 102V104L96 105H98V106H95L92 102H91V108H90V104L88 105L87 103V105L89 106V109H92V110H88V111H91L90 113V115H93V117H94V114H96L95 115V117L96 118H93L92 117V121L93 120H96L97 118V120L96 121H94L95 122V124H94V122H93V124H91L92 126H87V124H86V126L87 127H89L91 130H89L88 129V131L87 132H85L87 129H84V127H83V129L85 130L84 131V133H85V135L83 136V137H81V140L83 141H81L80 142V146L77 148L76 147V149H72V147L73 148H75L74 146H72L74 143H72L73 141H76V140H74L73 139V141L72 142H69V140H71V139H69L71 136H67V138H68V140L66 139V135H68L67 133H72V132H74L73 130L74 129H72L71 127L75 124V122H76V125H74V127L76 128V127H78L77 125V123H79V126L82 128V120H81V122L79 121V122H77V121H75V119H77L79 116L78 115H76L77 116V118H71V115H74L75 116V110L76 109H74V107H73V109H74V114H72L73 113V111H70V109L71 110H73L72 109V104H68V105H70V109H69V107H68V105L66 106L65 105V103H63L62 105H63V107L62 106H58V107H61V110H62V108H65L66 109V107H67V109H66V111L67 112H69V114L67 113V115H69V118L71 119L70 120V122L72 123L73 121H75V122H73L72 124V126L70 125V122H69V125H68V121H66L65 122V120L63 121L61 118H63L66 114V112L65 111H61L60 110V108H58V111H57V104H55V106L54 107H52L51 106V109L53 108V110H51V109H49L48 108V106H47V102H45L47 99H49V104L48 105H50L51 103H50V101L51 102H53V100L55 99L56 100V98H57V96L59 97L60 95H58V93H60V91L59 90H57L58 91V93H57V96H56V98L54 97L53 98V100H51L52 99V97H50L51 95H47V96H49L50 98H45L46 100L44 101L43 99H44V97L46 96H44V97H41V99H40V101L41 100H43V103H38V102H40V101H37V103L35 102V100L33 101L34 103H32V101H31V99L33 100V99H36L35 98V96H31L32 98L29 100L31 103H29V105L31 104V106L34 104V106H35V108L38 106L37 104H39L40 105V107L38 108L39 110L37 111V112H40V114L42 115V113H43V115H42V118L41 119H43V116H46V114L44 113L45 111H44V108L45 107H47L46 109H49V111H55V112H58V113H55V112H53V114H54V116H56V114H58V115H60L61 114V112H63L65 115L62 117V115H63V113H62V115H61V118H59L60 116H58V117H56V118H58V120L56 121V118H55V121H53L52 119L50 120V122H52L53 123V127H57V125H58V123H60L59 124V126H60V128L59 129H56V130H59L60 131V129H62V128H65L64 126H68L69 128L67 129V130H70V129H72V131H68L67 132V130H66V132L65 131H62L63 132V134H60L59 132H57L53 127H52V125H51V127L55 130H53L52 128L50 129V125L49 126H47L48 124H50L49 123V121H46L45 120V118H44V120L47 122V124H46V126L48 127H45L44 125H43V127L46 129V130H48L49 131V129H50V131L52 132V133H50V131H49V133L50 134H48V135H56V133L55 132H57V138L55 137V139H56V141H57V139H59L58 138V135L60 134V136L61 135H63L64 136V134H65V140H67L66 141V146H65V148L63 147V146H61V144L59 145V142L60 143H62V145H64V141H63V137L62 138H60L57 142H58V144L56 145V143L57 142H52V136H48V139L46 138V140H49L50 138H51V142H49V141H46L47 143L49 142L50 144V146H49V148L51 147V144L53 145V146H55V148H57V147H59V146H61V148L63 147L64 149H62V151L63 150H65V149H67L68 148V153H65L64 152V154L65 155H67V156H65V158H64V156L63 155H61V157H63V160L61 159L60 161H64L65 163H62L61 164V162H59V159H58V161L55 159V158H53V160L55 161V163H56V167H57V165H59V166H61V167H65V165H66V167H68V168H64V170H62V172H58L59 171V169H57V170H55V172H53V171H51L49 174H48V172H46L48 175H46V178H44V177H42V175H44V174H41L42 173V170H40L39 171V173L41 174L39 177L38 176H36L37 175V173L36 174H34L35 176L33 177L35 180H36V178H38L37 179V184H36V182H34V180L33 181H31V183L32 182H34V183H32L33 185L32 186H36L35 188L34 187H32L31 186V183H29L28 182V180H27V175L25 174V176H26V178L24 177V176H22V175H24L23 173H26L27 172V174H29L28 173V171H31V173H34V171L38 168L39 169V167H40V169L43 167V168H45V170H46V166L44 167V159L42 160H40V157L43 155L42 154V151L44 150L41 146V144H44V143H46L45 141H44V138H43V143H39V145H38V147H40V148H42L43 150L41 151V149H38V151L41 153V156L39 157V154H38V156H37V158L39 159H37V158H33V157H35L33 154H35V152H36V148H35V151L34 152H32V160H33V162H34V160H38V162H40V164H36L35 163V165H37V167L32 163V165H34L35 166V168H34V166L32 167L31 165H29L30 163V161L32 162V160H30V161H27L28 159H25L26 158V156H25V154L27 155H29L30 156V154H31V151L33 150H29V151H26L25 152V154L24 153H22V154H17V153H14V154H11V157L12 158H14L15 159V157L16 156H14V155H18L17 156V158L15 159V160H13L14 162V164H15V166L14 165H12L11 167L12 168H14V170L11 168V167H9L8 166V164L6 165V163L5 162H11V161H7V158L5 157V156H3V157H5L6 158V160H4L3 158V160L5 161H1L0 162V164L1 163H3V164H5L4 165V167H2L3 166V164H1V167H2V170H4L5 168V171H7L8 169H7V166L9 167V169L11 168V170H13V171H15V174H13V175H16V178L18 177V181H17V183L18 182H20V183H18L17 184V186L19 185V184H21V182H22V186H21V189H19L18 187H16L15 185V183H12L13 181L14 182H16V180H14V177L15 176H12L13 177V180L11 179V178H9L10 179V181H11V183L12 184H15L14 186H13V188L14 187H16V191L15 192H21L22 190V192H25V193H27L26 191L28 190V192L31 194V195H29L30 196V198L31 199H33V202H35L34 201V199L36 200V199H38L37 200V202L39 201V204L41 205V207L39 206V207H37L38 209V211H40V213H43L42 215L44 216V214H45V210H47V211H49V213H47V211H46V213L48 214L47 215V217L46 216H44L45 217V224L46 225H48V227L50 228V229H52V231H54V229L53 228H55V231H54V235H53V232L47 227V226H45V227H47L46 229L48 230H46L47 232H49L50 231V233L49 234H52V238H53V236L55 237L56 236V238H53V239H56L55 240V244H51V241L53 240L52 238H51V240L49 241V245H53L54 247H56L55 245H56V243H57V248H54L53 246H52V248H54V250H52L51 249V251L53 252V253H55L56 252V250H57V255H56V258H57V264H59L60 262V264H63L62 262V260H64V258H66V256H67V252L66 251H68L66 248H68L67 246L69 245L70 246V242H71V240H70V235H71V233H69V235H67L68 234V227H71V223H70V218L71 217H73L74 215H76V214H78V213H80V211H81V209H82V207H84V204H85V208H84V210H85V212H87L88 210H90L89 212L90 213H92L93 214V212H91V211H93L92 209H95L96 207H99V205L98 204H100V208H101V210L98 208H96L95 210H94V213H97V211H98V213L100 212V215L102 214H109L110 213V211H113V210H115V209H111V207H112V201H110L111 199H112V197H113V195H114V193H113V195H112V193L111 194H108V198H107V200H109L110 198H109V195L111 196V199L109 200L110 202H108L109 204L108 205H105V207L103 206L102 207V204H104V203H102L101 204V199L103 200V201H105L106 199H103V197L105 196H103V194H104V192H105V194L106 193H108L107 191H109V189L108 188H110V190H112L111 189V187H113L114 185H111V187H110V184H109V186L108 185H105V184H103L102 183V177L103 176H101V174H102V172H104V173H106V172H109L107 175H105V176H111L110 175V173H111V170L109 169V167H112V165L113 164H115V165H113V167L112 168H114V167H117V165H118V160H119V157H117L116 155L115 156H113L114 154H112V155H109V154H111V153H109L108 151H110L112 148L114 149L115 147V144H116V148L118 147V148H120V146H121V150H123L124 151V149H128V152L124 155V156H127V158H130V157H128L129 156V153H130V155H132V156H134L135 158H131V159H133V160H131L130 162H132V161H136V160H139L138 162L143 166V165H145V167H146V170H145V168H144V170H143V167L142 166H139V163H137V168H138V170L139 169H142V170H139V171H141V172H147V169L148 168H150V163H152V161H149V158H148V161H147V156H146V153H145V150H146V148H147V141H146V138L147 137H145V136H143L142 137V135L138 132V131H136V128L135 127H137V122L135 123L133 120H131V121H133V123H135V124H133L132 122L129 124V123H125L124 122V118L122 117V116H119V115H117V116H115L114 118H112V116H107V114L106 115H104V113L102 112V107H103V105L106 103V102H109V101H111V102H113L114 100H115V96H120V97H122L126 92H122L123 90L124 91H128V89H132V90H134V88H135V85L137 86L136 88H138V85H137V78H132V81H127V83H126V81L124 80L125 78H119V79H117L116 77V79L114 80V79H112L111 80V82L110 83H107V84H110V85H112L111 86V88H112V92L111 93H108V92H110L109 91V85H107L106 87H107V89H106V87H105V85H106V83L102 80V77L103 76H99L100 75V73H102V74H106L105 73V70L102 72V70L101 69H99V71H98V69L96 68V63H94V61H92V59L93 60H95V62H97V59H95L96 57V54L98 53V52H100V51H103L104 49H106L107 47H106V45L104 46L105 48H103V50L102 49H100V48H102L103 47V45L105 44V43H109V41H108V39H105V38H107L108 37V34H106V32L105 31H107V33H108V28L106 29V26L105 25H109L110 24V29H111V31H112V33H114V29L115 28H117L118 26L119 27H123L124 25L125 26H127V29L128 30H130V31H133V36H137V37H140V35L142 34V33H145L146 34V36H148V40L146 41V42H143L140 38L138 39V43L140 44V45H142L143 43H145L146 45H147V47H146V49H148V53L150 52V53H156V54H158V58H161L162 57V60H163V63L162 64H160L159 66L162 68V75H161V78L163 79L162 81H163V83H162V81L160 80V85L162 86L163 85V88H161V90H163V92H161L160 94H161V96H160V94L158 93L159 91H156V90H154L155 91V93H154V91H151V93L149 94V96L150 97H152L153 96V100H154V102H155V104H154V102L153 103H148L149 104V107H151L150 108V110H151V113L152 112H161V114H164V115H166V117L170 114L169 113V109L168 108H171V105H173V106H175V107H182V106H184V107H186V104H182L183 103V101H185V103H186V100H187V103L189 104V106L190 107H193L194 105H195V103H196V106L198 107V109L200 110V107H202L201 109H202V111L200 112L199 111V113H200V115L202 116V114H206V113H208L206 116H208L210 119H213V120H215V119H217V115H218V113L216 112V110H215V105H216V102H215V100H216V98H217V96H218V100H220V101H224V97L225 96H231V94L230 93H225L224 92V94L222 95V97L223 98H221L220 99V95H214V93H216L217 94V92L215 91L216 89H217V87L218 88H221V86H223L224 84L225 85H228V84H230V85H233L234 83H235V79L237 78V76L238 75H240V72H241V66L238 64V62H241L242 63V61H241V59L240 58H242V55L244 56V54H245V52H246V49H245V44H244V46H242L243 45V38H242V35H244V33H245V30H244V28H245V26H246V20L247 21H249V18L251 19V20H254L252 17H249V15L247 16V14L245 13V11L243 10L244 9V4H239V5H237L238 3L236 2H234L233 3V1L234 0H142V2H141V0H138V2L136 3V1L135 0H133V1H129V0H127V1H129V2H125L124 0H121L122 2H120V0H119V2H118V4L113 0H105V1H107L106 3H108L109 1L111 2L112 1V3L114 2L115 4H113V8L111 7L109 10L111 11V9H113V11H112V15H109L110 14V12L108 11L107 12V14L109 15V17L106 15V13H104L105 14V18L106 17H108L107 19L108 20H106V19H104V18H102L101 16H102V13H98V11H97V17L95 16V21L98 23V20H99V18L98 17H101V20H104V21H102V23H104L105 25V28H104V26L103 25H101V24H99L100 25V27H102V28H99V30H97L96 28H98V26L95 28V26L96 25H94V24H97L96 22L93 24V21H91V20H93V19H87V18H89V15L87 16V13H84V17H83V15H79L78 13H80L79 11H77V9L75 10L74 9V4L75 3H77L76 1H75V3H74V1L72 2ZM81 2H83V4H86V2L85 1H83V0H80ZM89 1V0H88ZM104 1V2H105ZM135 1V2H134ZM217 1H219V2H217ZM225 1V2H224ZM232 1V2H231ZM246 1V0H245ZM3 2V3H2ZM44 2V3H45ZM65 2H67V3H65ZM72 3V5H73V8H70L71 7V3ZM85 2V3H84ZM124 2V3H123ZM223 2H224V6H223ZM8 4V7H7V5H5V4ZM20 3V4H19ZM42 3V2H41ZM44 3H42L43 5H45V7H47L46 6V4H44ZM55 4V6L53 5V4ZM67 4V6L65 5V4ZM127 3V4H126ZM138 4V5H136V4ZM142 3V5H140L139 6V4H141ZM143 3H144V6H143ZM217 3H219L218 5L220 6H218L217 5ZM222 3V4H221ZM2 4V5H1ZM12 4V5H11ZM40 4V3H39ZM39 4H36V5H39ZM68 4H70L69 6H68ZM79 4H81V3H79ZM79 4H77L76 5V7L77 8H79ZM95 4V3H94ZM148 4V5H147ZM215 4V5H214ZM53 5V6H52ZM109 5H112L111 3L109 4ZM127 5V6H126ZM233 5V6H232ZM20 7L21 9H24L23 11L22 10H20V8H19V10L20 11H15L14 12V10H16V7ZM42 6V5H41ZM86 6V5H85ZM87 6H88V2H87ZM141 6H142V8H141ZM146 6H147V8H146ZM218 6V7H217ZM18 7H17V10H18ZM23 7V8H22ZM43 7V6H42ZM75 7V8H76ZM84 7V6H83ZM233 7V8H232ZM1 8V7H0ZM44 8V7H43ZM58 8V9H57ZM80 8H81V5H80ZM225 8V9H224ZM228 8V9H227ZM235 8V9H234ZM81 9H84V8H81ZM144 9H146V10H144ZM218 9L220 10V11H218ZM227 9V10H226ZM12 10V11H11ZM36 10V11H38V12H34V11ZM40 10H42L43 12H40ZM57 10H60V11H57ZM63 10V11H62ZM69 10V11H68ZM223 10V11H222ZM228 12V10L230 11L228 14H226L227 12ZM1 11H2V9H1ZM29 11V12H28ZM44 11H45V13H44ZM72 11H73V13H76V12H78L77 13V19H76V16L72 13ZM81 11V10H80ZM89 11V10H88ZM141 11L143 12V13H141ZM153 11V12H152ZM3 12V11H2ZM1 12V13H2ZM8 12V13H9ZM26 12H24L25 13V15H26ZM31 12V13H30ZM33 12V13H32ZM60 12H62V13H60ZM65 12V13H64ZM69 12H70V14H69ZM83 12H87V10L85 11H83ZM225 12V13H224ZM1 13H0V15H1ZM68 13V14H67ZM96 13V12H95ZM4 14H6L5 13V11H4ZM19 14H17V17H20L21 15H19ZM70 15V16H66V15ZM86 14V15H85ZM103 14V15H104ZM143 14V15H142ZM8 15V14H7ZM7 15L6 16H4L5 18H2L3 16H1L0 17V19H6V18H10V16H8L7 17ZM11 15V14H10ZM23 15V14H22ZM43 15V16H44ZM101 15V16H100ZM153 15V17L152 18H150L151 16ZM11 16V17H12ZM27 16H25V17H27ZM59 16V17H58ZM157 16H159V19H161L162 18V20L161 21H156V20H154V18H156ZM32 17V16H31ZM49 17V16H48ZM49 18V23L51 22V20H52V18ZM68 17V18H67ZM73 17H75V18H73ZM87 17V18H86ZM13 18V17H12ZM12 18H10V20L8 19V21H10L11 22V20H13ZM22 18H24V16L22 17ZM54 18V19H55ZM65 18V19H64ZM69 18H73V19H69ZM81 18H84V19H87V20H83V19H81ZM139 18V22L141 23H137V21H136V19H138ZM145 18V19H144ZM21 18H17V20H20ZM27 19V18H26ZM25 18L24 19H22V21H23V25H26V24H29L30 25V22L28 23L27 22V20H26ZM31 19H34V18H31ZM46 19V20H45ZM66 19H69V21H70V25L71 26H73L74 24H76V22L75 21H77L78 22V20H80L81 22H83L82 24H81V22H79V26H77L78 28L77 29H79L78 30V32H76V27H75V25L73 26V27H71L70 25H69V27L67 26L68 24H66L67 22H69L68 20H67V22L65 23V21H66ZM76 19V20H75ZM152 19V20H151ZM236 19V20H235ZM29 20H30V17H29ZM64 20V21H63ZM74 20V21H73ZM228 20H233L232 22L231 21H228ZM6 22H8L7 20H5ZM5 21L3 20V25L4 24H6L5 23ZM22 21L20 20V22L21 23H19L18 22V24H20V25H22ZM52 21H54V20H52ZM87 21H91V22H89V23H91V24H93V25H91V27L92 26H94V27H92V28H95V29H93V31L94 32H98V31H100L99 33H95V36H94V32H92V29H89V28H91V27H89L88 25H90V24H88V23H86ZM0 22L2 23V21L0 20ZM25 22H26V24H25ZM72 22V23H71ZM85 22V23H84ZM12 23V22H11ZM10 23V24H11ZM14 23H15V21H14ZM14 23H12L11 24V26L14 24ZM36 23V22H35ZM59 25H58V24ZM74 23V24H73ZM100 23H101V21H100ZM234 23V24H233ZM244 23H245V25H244ZM63 24V25H62ZM87 25L86 27H84V26H82V25ZM7 25H8V23H7ZM15 25H16V23H15ZM32 25H34L33 23H31V25H30V27H32ZM39 25V24H38ZM65 25H66V27H65ZM82 27H81V26ZM239 25V26H238ZM1 27H2V25H0ZM28 25H26V26H24V28H25V30H26V27H27ZM35 26V25H34ZM8 27H10L9 25H8ZM13 27V28H12ZM11 28L13 29L12 31H16V35H14V36H20V37H27L28 38V36H30L33 32H35V31H37V29H38V27L37 26H35L34 27V29L36 28V30L35 31H32V33H31V31L29 32L30 33V35H26L24 32H25V30L23 29V26L21 27V29H23L24 30V32L19 28H17L18 30H16V26H12ZM20 27V26H19ZM30 27H27V33H28V28H30ZM79 27H81V28H79ZM88 27V28H87ZM118 27V28H119ZM238 27H241V28H238ZM10 28V29H11ZM42 28V29H43ZM64 29L65 28V30L66 31H68V32H66V31H61L60 29ZM72 28H75V32H76V34H77V36H78V34L80 33V30H81V33L79 34V36L78 37H82V38H84V36H87V37H85L84 39H82L81 37L80 38H78L76 35H75V33L72 31L73 29ZM236 28V29H235ZM31 30H32V28H30ZM67 29H69L70 31H72L73 32V34L71 33V35H68V34H70L69 32V30H67ZM87 29V30H86ZM89 29V30H88ZM100 29H105V31L103 30V31H101ZM87 32H85V31ZM90 30H91V32H90ZM238 30V31H237ZM6 31H9V30H6ZM11 31V30H10ZM11 31V32H12ZM20 31H21V33H20ZM44 31V32H43ZM58 31L61 33L62 32V34H58ZM84 31V32H83ZM40 32V33H39ZM42 32V33H41ZM46 32V33H45ZM57 32V33H56ZM63 32H65V33H63ZM103 32V33H102ZM105 32V33H104ZM6 33V32H5ZM22 33L23 34H25V35H23L22 36ZM66 33H67V36H66ZM86 33V34H85ZM240 33V34H239ZM243 33V34H242ZM83 34V35H82ZM85 34V35H84ZM98 34V35H97ZM99 34H102V35H99ZM60 35H61V38H60ZM107 35V36H106ZM13 36V37H14ZM45 36V37H44ZM49 36V37H48ZM51 36V37H50ZM53 36H55V37H53ZM57 36H58V38H60V41H59V39L57 38ZM1 37V36H0ZM49 39H48V38ZM66 37H67V39H66ZM76 37H77V40L75 41V39H76ZM99 37H101V39L99 38ZM18 37H16V39H17ZM22 38H20V39H22ZM27 38H23V39H27ZM30 38V37H29ZM43 38H45V39H43ZM46 38H47V40H46ZM75 38V39H74ZM87 38V42H85V39ZM147 38V37H146ZM242 38V39H241ZM14 39V38H13ZM16 39H14V41L16 40ZM20 39H19V41H20ZM89 39V40H88ZM93 39H94V42H93ZM18 40V39H17ZM16 40V41H17ZM38 40V42H36ZM40 40H41V42H45V43H41L40 42ZM43 40V41H42ZM47 42H46V41ZM84 41L83 43L86 45V47L85 46H83L84 44L81 42V41ZM91 40V43H90V45H89V42L88 41H90ZM102 40V41H101ZM105 40V41H104ZM106 40L108 41V42H106ZM14 41H12V42H14ZM15 41V42H16ZM27 41V40H26ZM30 41V42H29ZM68 41V42H69ZM95 41H97V44H95L96 42ZM102 42V43H99V42ZM11 42V41H10ZM40 42V43H39ZM62 42V41H61ZM76 42V43H75ZM103 42H105V43H103ZM22 43H24V40H23V42ZM21 43V44H22ZM39 43V44H38ZM50 43V44H49ZM51 43H52V45H51ZM99 43V44H98ZM9 44V43H8ZM11 44V43H10ZM14 44V43H13ZM13 44H11V45H13ZM17 44H20V43H16L15 45H17ZM48 46H47V45ZM55 44V45H54ZM82 45V46H80V45ZM94 44V45H93ZM33 45V44H32ZM40 45V46H39ZM43 45V47L46 45L47 47H48V50H47V47L45 46V51L44 50H41L43 47H41ZM49 45L51 46V47H49ZM79 45V46H78ZM5 46V47H6ZM23 46H26V44L25 45H23ZM107 46H108V44H107ZM12 47H14V45L12 46ZM27 47V46H26ZM28 47H29V45H28ZM11 48V47H10ZM83 48V49H82ZM6 49V48H5ZM15 49V48H14ZM13 49V50H14ZM24 48L22 47V50H23ZM56 49H58V47L56 48ZM153 50V51H150V50ZM245 49V50H244ZM9 50H11V49H9ZM26 50V49H25ZM24 50V51H25ZM28 51H30L31 53H32V51L30 50V49H27ZM55 50V49H54ZM99 50V51H98ZM229 50H232L233 52L230 54L231 56H230V58L232 59V61L234 62H232V64L229 66H227V68L226 69H224L225 67H226V65L223 67V64H224V62H225V58H224V56L228 53V51ZM6 51V50H5ZM20 51V50H19ZM64 51V52H63ZM72 51V52H71ZM81 51H83V52H81ZM10 52V51H9ZM8 52V53H9ZM40 53V52H38V54L40 53V54H42V56L41 57H43L45 54L44 53ZM66 52V53H65ZM76 52V53H75ZM81 52V53H80ZM7 53V54H8ZM19 52H17V54H18ZM20 53H22V55H23V51H21ZM53 53V54H52ZM56 53L58 54L57 56H59V58L58 59H56V57L54 58V54L56 55ZM65 53V54H64ZM153 53V54H154ZM29 53H27V55H28ZM39 54V55H40ZM71 54H74V55H71ZM156 54L154 55V57L156 56ZM19 55H21V54H19ZM68 55V56H69ZM234 55H236V56H234ZM15 56V57H16ZM51 56H53V58L55 59H52V57ZM109 56V55H108ZM107 56V57H108ZM111 56L112 55H110V57H108L107 58V62H108V60H109V58H111ZM115 57L117 56V55H114ZM113 56V57H114ZM16 57V58H17ZM25 57V58H24ZM78 57H79V55H78ZM84 57H88L87 59L86 58H84ZM92 59H91V58ZM112 57V59H114V61H115V59L116 58H118V59H120V56L118 57H116V58H113ZM240 57V58H239ZM24 58V59H23ZM239 59L238 61H234L235 59ZM0 59V60H1ZM34 59V60H33ZM36 59V60H35ZM52 59V60H51ZM68 59V60H69ZM72 59V60H71ZM76 59H79V58H76ZM117 59V60H118ZM24 60V61H23ZM41 60V61H40ZM49 60H50V62H49ZM53 60H54V62H53ZM74 60V61H73ZM106 61V57H104L103 59H100V61L102 62V63H104V61ZM3 61H2V63H3ZM6 61V62H7ZM38 61V62H37ZM100 61H98V62H100ZM113 61V60H112ZM6 62H4V64L3 65H5V63ZM22 62V64H20L19 65V63H21ZM23 62H25V65H29L30 64V67H25V66H23L24 64H23ZM37 62V63H36ZM46 62V63H45ZM56 62L58 63V64H56ZM59 62H61V63H59ZM111 61H109V63H110ZM154 62H156V61H154ZM236 62V63H235ZM1 63V62H0ZM1 63V64H2ZM27 63V64H26ZM41 63V64H40ZM101 63V64H102ZM227 63H229V61L227 60ZM0 64V65H1ZM7 64V63H6ZM33 66H32V65ZM39 64V65H38ZM46 64V65H45ZM61 65V67H59L58 65ZM70 64V63H69ZM88 64V65H87ZM99 64V63H98ZM101 64H99V65H101ZM234 64V65H233ZM18 65V66H17ZM40 65L42 66L41 68H40ZM58 67H57V66ZM113 65V63L111 62V64H110V66H112ZM238 65H239V67H238ZM32 66V67H31ZM35 66H37V67H35ZM47 66V67H46ZM49 66V67H48ZM4 67V68H3ZM18 67V68H17ZM24 67V68H23ZM33 67H34V69H33ZM80 67V68H79ZM90 67H92V68H90ZM156 67V66H155ZM10 68V69H9ZM11 68H12V70H11ZM21 70H20V69ZM44 68V69H43ZM48 68H50L49 70H48ZM72 68H73V70H74V73H73V71H72ZM23 69H24V71L26 70L27 72L25 73L24 71H23ZM33 69V70H32ZM46 69V70H45ZM78 69V71H76V70ZM21 71L20 72V74H18L19 73V71ZM31 70V71H30ZM37 71V73L35 72V71ZM42 70H45V72L44 71H42ZM79 70H81V72L79 71ZM96 70V71H95ZM5 73H4V72ZM7 71V72H6ZM10 73H9V72ZM91 71H93V72H91ZM3 72V73H2ZM15 74V76H16V78H15V76H13L14 74ZM18 72V73H17ZM24 74H23V73ZM90 72H91V74H90ZM96 72H99L98 73V75H97V73ZM22 73V74H21ZM35 73V74H34ZM80 73H82V74H80ZM11 74V75H10ZM30 74V75H29ZM64 74H66V76H64ZM83 75V77L82 76H78V75ZM88 74H90V75H88ZM93 74H94V76H93ZM85 75V76H84ZM96 75V76H95ZM235 75V76H234ZM14 78H13V77ZM18 76L20 77V78H18ZM28 76V77H27ZM98 76V77H97ZM223 76V77H222ZM82 77V78H81ZM85 77V78H84ZM126 77V76H125ZM219 77H222V78H219ZM17 78H18V80H17ZM32 78V77H31ZM64 78V79H63ZM68 78H66V80L68 79ZM90 80H89V79ZM230 78H231V80L232 81H230ZM233 78V79H232ZM15 79L17 80L15 83H14V81H15ZM30 79V78H29ZM68 79V80H69ZM80 79V80H79ZM88 79V83L87 82H85V80H87ZM227 79L229 80L228 82H227ZM14 80V81H13ZM25 80V79H24ZM56 81H58V79H55ZM82 80V81H81ZM94 82H93V81ZM98 80H101V81H103V82H99ZM7 81V82H6ZM28 81V80H27ZM109 81V80H108ZM216 81H217V83H216ZM220 81V82H219ZM226 82V83H223V82ZM3 82V83H2ZM23 82H25L26 83V81H23ZM21 83V84H25V83ZM97 82V83H96ZM117 82V83H116ZM5 83V84H4ZM7 83V84H6ZM75 83V84H74ZM117 84V87H116V85L115 84ZM128 83H130V84H128ZM133 83H136V84H133ZM231 83H233V84H231ZM10 84V85H11ZM20 84V81H19V84L18 85H21ZM83 84V85H82ZM90 84H96V85H90ZM98 84V85H97ZM132 84V85H131ZM4 85V86H3ZM5 85L7 86V87H5ZM22 85V86H23ZM213 85V86H212ZM216 85H217V87H216ZM220 85V86H219ZM1 86H3V87H1ZM17 86V85H16ZM15 86V87H16ZM68 86V87H69ZM95 86H97V87H95ZM115 86V87H114ZM129 86V87H128ZM9 87V88H8ZM18 87V86H17ZM58 87V86H57ZM62 87V90H64L63 89V86H61ZM66 87H67V85H66ZM67 87V88H68ZM92 87H94L95 89L94 90H92ZM128 87V88H127ZM215 87V88H214ZM7 88V89H6ZM22 88V87H21ZM19 88L20 90H19V92L21 91V93L23 92V96H24V92L25 91H23L24 90V88ZM67 88H66V90H67ZM84 88V90L86 89L85 87H83ZM102 89V91L101 90H99V89ZM115 88V89H114ZM3 89V90H4ZM57 89H59V88H57ZM61 89V88H60ZM72 89H70L69 88V90H72ZM82 89V88H81ZM117 89V90H116ZM46 90V89H45ZM61 90V92H63ZM44 91V90H43ZM47 91H49V90H47ZM96 91V92H95ZM114 91V92H113ZM214 91V92H213ZM72 92V91H71ZM75 92V91H74ZM79 92V93H78ZM93 92H95V93H93ZM104 92V93H103ZM107 92V96H106V93ZM16 93V92H15ZM17 93H18V91H17ZM114 93V94H113ZM158 93V94H157ZM192 93V94H191ZM195 95H194V94ZM44 94V92L43 93H40V95H43ZM46 94V93H45ZM111 94V95H110ZM206 94V95H205ZM210 96H208V95ZM63 95H65V93L63 94ZM63 95H61V96H63ZM88 95V98L90 99V96ZM193 97V96H195L194 97V101L195 102H192L189 98H192L191 96ZM86 96H84V97H86ZM109 96V97H108ZM112 96V97H111ZM190 96V97H189ZM205 98H204V97ZM212 96V97H211ZM216 96V97H215ZM83 97V96H82ZM83 97V98H84ZM189 97V98H188ZM40 98V97H39ZM38 98V99H39ZM43 98V99H42ZM87 98V97H86ZM93 98V97H92ZM104 98H105V101H104ZM185 98H186V100H185ZM197 98V99H196ZM213 98V99H212ZM37 99V100H38ZM95 99V98H94ZM180 99V100H179ZM193 99V98H192ZM215 99V100H214ZM54 100V101H55ZM57 100H60V99H57ZM56 100V101H57ZM74 100H77V99H74ZM82 100V99H81ZM101 100H102V98H101ZM107 100V101H106ZM200 101V103L198 102V104H197V101ZM210 100V101H209ZM56 101H55V103H56ZM86 101H88L87 99H86ZM92 101V100H91ZM189 101H191V103H189ZM204 101H206L205 103H203ZM42 102V101H41ZM59 102V101H58ZM85 102V101H84ZM89 102V101H88ZM174 102H180L179 104H181V106H179V104H178V106L177 105H175L176 103H174ZM182 102V103H181ZM213 102V103H212ZM61 103L62 102H60V105H61ZM173 103V104H172ZM194 103V104H193ZM208 103V104H207ZM214 103H215V105H214ZM220 103V104H219ZM44 104H46L45 106H43L42 107V105H44ZM52 104H54V103H52ZM148 104L145 106V108H144V110H146L147 109V107H148ZM191 104V105H190ZM200 104V105H199ZM202 104H203V106H202ZM212 104L214 105V106H212ZM222 104L223 105H225L224 104V102L222 103V102H218V105H220V106H222ZM37 105V106H36ZM74 105V104H73ZM154 105H157V106H154ZM193 105V106H192ZM34 106L33 107H31L32 109H34ZM66 106V107H65ZM94 106V107H93ZM159 106V107H158ZM188 106V105H187ZM195 106V107H196ZM200 106V107H199ZM212 106V107H211ZM29 107V106H28ZM43 108V110L42 109H40V108ZM56 107V108H55ZM78 107V106H77ZM77 107H75V108H77ZM194 107V108H195ZM211 107V108H210ZM55 108V109H54ZM93 108H95L97 111L95 112V110L93 109ZM187 108V107H186ZM206 108V109H205ZM65 109H63V110H65ZM78 109V108H77ZM168 110V111H165V110ZM197 109V108H196ZM197 109V110H198ZM208 109H212L211 111L209 110V111H206V110H208ZM35 110V109H34ZM37 110V109H36ZM60 110V111H59ZM69 110V111H68ZM79 110H81V107L79 106ZM87 110V109H86ZM205 112H204V111ZM1 111H2V113H4V114H6L7 115V111L9 112L10 110H6V108H5V110H3V109H1ZM1 111H0V113H1ZM4 111V112H3ZM6 111V112H5ZM41 111H43V112H41ZM49 111H47L46 113L48 114H50V115H47L46 116V119L47 120H49V117L51 118V117H54L53 115H52V113L51 112H49ZM85 111V110H84ZM71 112V113H70ZM77 112H79V111H77ZM94 112V113H93ZM100 112H102V113H100ZM216 114V117L212 114ZM79 113H81V112H79ZM78 113V114H79ZM86 113H89V112H86ZM99 113V114H98ZM211 113V114H210ZM4 114H2L4 117H5V119H6V115H4ZM45 114V115H44ZM71 114V115H70ZM197 114H198V112H197ZM41 115H40V117H41ZM65 116V117H68V116ZM86 114H84V116H85ZM99 115V116H98ZM100 115H101V117H100ZM157 115V113H154V115L153 116H156ZM211 115V116H210ZM212 115H213V117H212ZM8 116H10V114H8ZM39 116V115H38ZM49 116V117H48ZM75 116V117H76ZM81 116V115H80ZM88 116H89V114H88ZM103 116V117H102ZM201 116H199V114L197 115V118H196V120L198 121V119L201 117ZM219 116V115H218ZM11 117V116H10ZM64 117V118H65ZM82 117V116H81ZM90 118H91V116H89ZM8 118V117H7ZM90 118H88V121H86L85 119H86V117H84V119H83V124H85V122H90V123H92V121H91V119ZM154 118H156V117H154ZM82 119V118H81ZM60 120V121H59ZM69 120V119H68ZM73 120V121H72ZM90 120V121H89ZM152 120H154V119H152ZM43 121V120H42ZM41 121V122H42ZM59 121V122H58ZM115 121V122H114ZM117 121V122H116ZM139 121V120H138ZM155 121L156 122H159L158 121V119H155ZM45 122V123H46ZM58 122V123H57ZM62 122V123H61ZM42 123H44V122H42ZM51 123V124H52ZM63 123H65L64 125H63ZM54 124H57L56 126L54 125ZM61 124H62V126L63 127H61ZM82 126H81V125ZM101 124V125H100ZM118 124V125H117ZM158 125V123L156 124V123H152V125ZM151 125V126H152ZM71 126V127H70ZM96 127V129H95V127ZM115 126V127H114ZM133 127V130H132V127ZM73 127V128H74ZM86 127V128H87ZM123 127V128H122ZM129 127V128H128ZM98 128H99V130H98ZM107 128V129H106ZM66 129V128H65ZM64 129V130H65ZM82 129V130H83ZM95 131H94V130ZM113 129V130H112ZM24 130L26 131V132H24ZM29 130V131H28ZM79 129H77L76 128V132L78 131ZM82 130L80 131V133H79V131H78V133L79 134H81V132H82ZM101 130V131H100ZM128 131V133H126L127 131ZM22 131L24 132V138L26 139H28V137H30V135H32L31 133H33V131L32 132H30L31 130H30V128H23L22 129ZM53 131H54V134H53ZM92 133H91V132ZM99 131H100V134H99ZM137 132V133H134V132ZM30 132V133H29ZM42 132H44V131H41V133ZM98 132V133H97ZM115 132V133H114ZM40 133V132H39ZM39 133H38V135H39ZM40 133V134H41ZM75 133V132H74ZM89 133H91V134H93V135H91V134H89ZM130 133H131V135H130ZM28 134V135H27ZM45 134H47L46 132H45ZM77 133H75V135H76ZM89 134V135H88ZM95 134V135H94ZM105 134V135H104ZM120 134V135H119ZM37 135V136H38ZM71 135V134H70ZM75 135H72V137L71 138H73ZM97 135V136H96ZM112 135V136H111ZM136 135V136H135ZM137 135H139V136H137ZM27 136V137H26ZM33 137H32V139H30L31 140V142H34V139L33 138H35L34 136H35V133L32 135ZM43 136H45V135H43ZM87 136H88V139H87ZM119 137L118 139H116L117 137ZM130 136V138H127V137H129ZM134 136H135V138H134ZM41 137V136H40ZM54 137V136H53ZM80 137V136H79ZM86 137V138H85ZM89 137L91 138L90 140H89ZM95 137V138H94ZM96 137H97V139H96ZM132 137V138H131ZM137 137H138V139H137ZM76 138V137H75ZM93 138L95 139L94 141H96V142H94L93 141ZM115 138V139H114ZM121 138V139H120ZM39 139V138H38ZM42 139V138H41ZM41 139L40 140H38L39 142H42L41 141ZM78 139V138H77ZM87 139V140H86ZM125 139V140H124ZM127 139V140H126ZM130 139V140H129ZM133 139V140H132ZM29 140V141H30ZM85 140V141H84ZM91 140L93 141V142H91ZM119 140V141H118ZM122 140V142H120ZM36 141V140H35ZM53 141H55L54 139H53ZM63 141V142H62ZM79 141V140H78ZM78 141H76V142H78ZM109 141H111V142H109ZM124 141H127V142H124ZM137 141V142H136ZM67 142L68 143H71L72 145H69V144H67ZM88 142V143H87ZM90 142V143H89ZM112 142H114V143H112ZM135 142H136V144H135ZM139 142V143H138ZM140 142H141V144H140ZM146 142V143H145ZM159 142V141H158ZM34 143H36V142H34ZM53 143H55V145L53 144ZM79 143V142H78ZM83 143V144H82ZM91 143H93V145H94V147H93V145L91 144ZM95 143V144H94ZM103 143V144H102ZM112 143V144H111ZM86 144V145H85ZM87 144H89V145H87ZM111 144V145H110ZM117 144H118V146H117ZM123 144V145H122ZM46 145V144H45ZM92 145V146H91ZM106 145H107V147H106ZM120 145V146H119ZM132 146V147H130V146ZM141 145H143V146H141ZM146 145V146H145ZM67 146H70V147H67ZM88 148H86V147ZM111 146H113V147H111ZM136 146V148H134ZM138 146H141V147H139V148H141L142 149V151H141V149L139 150L140 152H141V154H140V152L138 151ZM37 147V146H36ZM85 147V148H84ZM101 147V148H100ZM110 147V148H109ZM123 147H125L124 149H123ZM53 148V147H52ZM106 148L108 149V151H106ZM132 148V149H131ZM69 149H72V150H74V151H72V150H70L71 151V153L69 152ZM91 149V150H90ZM101 149V150H100ZM105 149V150H104ZM110 149V150H109ZM143 149H145V150H143ZM46 150V149H45ZM53 150V149H52ZM55 151H56V149H54ZM57 150L58 151H60L61 152V150H59L58 148H57ZM85 150V151H84ZM88 150V151H87ZM100 150V151H99ZM136 150H137V152H136ZM53 152V151H48V153L50 154V155H53V154H51L52 152L53 153H56V152ZM87 151V152H86ZM104 151V152H103ZM125 151H127V150H125ZM124 151V152H125ZM130 151V152H129ZM29 152V153H28ZM38 152V153H39ZM89 152H91V154L89 153ZM107 152V153H106ZM111 152V151H110ZM134 152V153H133ZM136 152V153H135ZM139 152V153H138ZM43 153H44V151H43ZM45 153H46V151H45ZM44 153V158H45V156L47 155V154H45ZM63 153V152H62ZM73 153V154H72ZM85 153H88V154H85ZM109 153V154H108ZM142 153H144L143 155H142ZM56 154H57V156H56ZM55 155H53V157L54 156H56L57 158H59L58 156H59V153H56ZM80 154V155H79ZM104 154H106V155H104ZM136 154V155H135ZM139 154V155H138ZM161 154V153H160ZM22 155H24L25 157H23L22 158ZM79 155V156H78ZM87 155V156H86ZM91 155V156H90ZM102 155V157H100ZM109 155V156H108ZM138 155V156H137ZM157 155V157H159L160 155H158V154H156ZM155 155V156H156ZM8 156V155H7ZM10 156V155H9ZM9 156H8V159L10 160V158H9ZM89 156V157H88ZM103 156H104V159H103ZM110 156H112V158L110 157ZM122 156V155H121ZM124 156H123V158H124ZM137 156V157H136ZM140 156V157H139ZM142 156H143V158L145 157V161H147V162H144L143 161V159H141L142 158ZM2 157V156H1ZM0 157V158H1ZM20 157V158H19ZM83 159H82V158ZM106 157H110V158H106ZM157 157H156V160H157ZM11 158V159H12ZM46 158H48V156L46 157ZM45 158V160H46V162H48L49 160H47ZM52 158V157H51ZM50 158V161L52 160ZM66 158H67V160H66ZM102 158V159H101ZM117 158V160H115ZM127 158H124L123 160H125L126 161V163L128 162V159ZM137 158V159H136ZM1 159V160H2ZM18 159V160H17ZM22 159V160H21ZM29 159H31V158H29ZM49 159V158H48ZM85 159V160H84ZM111 159H112V161H111ZM135 159V160H134ZM24 160V161H23ZM52 160V161H53ZM100 160V161H99ZM23 162V163H25V162H28L27 164L25 163L24 165V169H22L21 168V166H22V164L23 163H21V162ZM43 161V162H42ZM50 161L48 162V163H50ZM51 161V163H53ZM82 161V162H81ZM106 161V162H105ZM108 161V162H107ZM111 161V162H110ZM35 162H37V161H35ZM69 162V163H68ZM84 162V163H83ZM86 162H88L87 164H86ZM94 162V163H93ZM112 164V165H110V163ZM116 162V163H115ZM130 162L128 163L129 165H130ZM143 162V163H142ZM12 163V164H13ZM20 165H19V164ZM50 163V164H51ZM55 163L53 164V165H55ZM82 163V164H81ZM104 163V164H103ZM107 163V164H106ZM147 164V166H146V164ZM41 164H42V166H41ZM84 164V165H83ZM98 164L100 165V166H98ZM110 166H109V165ZM127 164V165H128ZM148 164H149V167H148ZM11 165V164H10ZM30 167H32V168H34L35 170L32 172V170L33 169H31V170H28V171H26V172H24L25 171V169L27 170V168H29L28 166ZM47 165V164H46ZM52 165V164H51ZM82 165H83V168L84 167H86L87 166V169H83V171H82ZM107 165V166H106ZM27 166V168H25ZM39 166V167H38ZM109 166V167H108ZM139 166V167H138ZM49 167H52V166H48L47 168H48V170H50L49 169ZM101 167V168H100ZM103 167V168H102ZM104 167H105V170H104ZM106 167H107V169H106ZM130 167V166H129ZM148 167V168H147ZM19 168H21V169H19ZM53 168L55 169V166H53ZM51 169V170H54V169ZM60 168V167H59ZM118 168V167H117ZM117 168H114V169H116L117 170ZM30 169V168H29ZM67 169V170H66ZM99 169H101V170H99ZM104 171H103V170ZM20 170L23 172H20ZM24 170V171H23ZM44 170V169H43ZM45 170H44V172H45ZM96 170V171H95ZM107 170V171H106ZM108 170H110V171H108ZM116 170H113V172L112 173H116L115 175L113 174V176H115L116 178L118 177V174L119 173H117V172H119L118 170H119V168H118V170L116 171ZM5 171H3V172H5ZM12 171V172H13ZM60 171H61V169H60ZM67 171V172H66ZM70 171H72L71 173H70ZM79 171H81V172H79ZM92 171V172H91ZM99 171V172H98ZM115 171V172H114ZM36 172H37V170H36ZM54 173V176H55V173H56V176H59L60 175V179H59V177H57L59 180H60V182L61 181H63V184L61 183H58L57 184V180L58 179H56V176H55V181H53L54 179H53V177H52V179H50V182H48L49 180L47 179V177H49V178H51V175ZM83 172V173H82ZM100 173V174H98V173ZM7 173V172H6ZM9 173H10V171H9ZM20 173H22V174H20ZM45 173V174H46ZM58 173H61V174H58ZM68 173V174H67ZM77 174L78 173V177H77V175L75 174V175H73V174ZM81 173V174H80ZM103 173V174H104ZM111 173V174H112ZM139 172H137L136 171V173H134V175H137ZM19 174V175H18ZM58 174V175H57ZM63 174V175H62ZM66 174V175H65ZM98 174V175H97ZM11 176V173L10 174H6V175H4L5 177H7V176ZM62 175V176H61ZM84 175V176H83ZM86 175H87V179H86ZM129 174L127 173L124 177H126V176H128ZM131 176H132V173L130 174ZM133 175V176H134ZM1 176V175H0ZM3 176V175H2ZM1 176V177H2ZM30 177H32V175H29ZM28 176V178H30ZM101 178H100V177ZM105 176L103 177V178H105ZM108 176V177H109ZM113 176H111V178L113 177ZM36 177V178H35ZM64 177V178H63ZM122 178V179H125V178ZM2 178H4V177H2ZM2 178H0V179H2ZM32 178V179H33ZM43 178L44 179H46L45 181H46V183H45V181L43 180ZM81 179V181H80V179ZM9 179H7V181H9ZM42 179V180H41ZM63 179V180H62ZM99 179H101V180H99ZM113 180H111L110 179V177H109V179L107 180L106 179V181H104V183L105 182H109L110 183V180L111 181H114V177L112 178ZM4 180L6 181V179L4 178ZM85 180V182L83 183V181ZM87 180V181H86ZM92 180V181H91ZM96 180L97 181H101V182H96ZM126 180V179H125ZM0 181H2V182H4L3 180H0ZM6 181V182H7ZM25 181H26V183H27V185H25ZM40 181H41V183H40ZM56 184V187H55V184L53 183V182ZM65 181V182H64ZM91 183H90V182ZM115 181H116V179H115ZM115 181H114V184H115ZM119 181H121V180H119ZM6 182H5V184H6ZM59 182V181H58ZM74 182H76V183H74ZM78 182V183H77ZM81 182V183H80ZM93 182V183H92ZM9 183V185H11V183L10 182H8ZM43 183H45V185L43 184ZM49 183V184H48ZM66 183H67V185H66ZM70 183H72L71 185H69ZM99 183V185L100 184H103V186H101L100 185V187H102V189H100V187H99V185H97ZM43 184V185H42ZM78 184V185H77ZM95 184V185H94ZM106 184H108V183H106ZM3 185H4V183H3ZM25 185V186H24ZM37 185L39 186V188H40V191H42V194H41V192L39 193L38 191V189H37ZM60 186V188H59V186ZM82 185V186H81ZM87 185H88V188H87ZM6 186V185H5ZM8 186V185H7ZM23 186H24V188H27V187H29V188H27V190L26 189H22L23 188ZM65 186V187H64ZM67 186H69V187H67ZM70 186H71V188H70ZM77 188H76V187ZM104 186H106V187H104ZM117 186V185H116ZM3 188V186H2V183H1V186H0V188ZM9 187V186H8ZM7 187V188H8ZM12 187V186H11ZM20 187V186H19ZM58 187V188H57ZM62 187L64 188V189H62ZM94 187L97 189H94ZM99 188V190H101V192L102 191H104V192H100L99 190H98V188ZM4 188H6V187H4ZM66 188V189H65ZM103 188H104V190H103ZM12 189V188H11ZM10 189V190H11ZM35 189V191L37 190V194L35 195L34 193H36V192H34L33 190ZM59 189H60V191L61 192H59ZM87 189V190H86ZM1 190V189H0ZM5 190V189H4ZM3 189H2V191H4ZM15 190V189H14ZM14 190L12 191V193L14 192ZM18 190H20V191H18ZM25 190V191H24ZM30 190V191H29ZM62 190H64V191H68V192H62ZM69 190H70V192H69ZM85 190V191H84ZM89 190H90V192H89ZM96 190V191H95ZM52 191V192H51ZM84 191V193H82V192ZM87 191H88V193H87ZM97 191H99L98 193L99 194H102V198L100 199V196H94V195H98V193H97ZM15 192H14V194H15ZM32 192H34V193H32ZM86 192V193H85ZM93 192H96V193H94L93 194ZM110 192V191H109ZM1 193V195L3 194L2 192H0ZM28 193V194H29ZM59 193L61 194V193H64V194H62L61 196H63L64 195V197H62L61 198V196L59 195ZM68 193V195H65V194H67ZM90 193H92V194H90ZM19 194V193H18ZM34 194V195H33ZM39 194H41V196L39 195ZM70 194H72L71 196H69ZM79 194H81V196L79 195ZM83 194V195H82ZM84 194H86V196L84 195ZM4 195V194H3ZM2 195V196H3ZM24 195L25 194H23L22 193V196H21V194H20V196H21V198L22 197H24ZM39 195V196H38ZM48 197H46V196ZM56 195L58 196V197H56ZM88 195H89V199H88ZM91 195L94 197V199H93V197H92V199H91ZM2 196L0 197V199L2 198ZM17 196H19V195H17ZM20 196H19V199L21 200V198H20ZM26 196V195H25ZM29 196L27 195V197L29 198ZM55 196V198L53 199V197ZM66 196H69L68 197V199H69V201L68 200H66V202H63V201H65V199H66ZM79 196H80V199H78L79 198ZM83 196V197H82ZM74 197V198H73ZM85 197V198H84ZM99 197V198H98ZM106 197V196H105ZM104 197V198H105ZM26 198V197H25ZM24 198V199H25ZM41 198H42V200H41ZM60 198V199H59ZM64 198V200L62 201V199ZM96 198H98V199H96ZM15 199H16V197H15ZM18 199V198H17ZM18 199V200H19ZM23 199V200H24ZM46 199H48V201L46 200ZM87 200V202H86V200ZM100 199V200H99ZM113 199H114V197H113ZM112 199V200H113ZM30 200V199H29ZM27 198H26V201L30 204L31 202L30 201H32V200H30L29 201ZM41 200V201H40ZM50 200V201H49ZM56 200V201H55ZM71 200H73V202H71ZM80 201V203H79V201ZM85 200V201H84ZM94 200V201H93ZM96 200H98V201H96ZM53 201H55L56 203H54ZM78 201V202H77ZM89 201V202H88ZM93 201V204H92V206H91V202ZM100 201V202H99ZM115 201V200H114ZM113 201V202H114ZM1 202H2V200H1ZM31 203L32 204V206L34 205H36V204H34V203ZM36 202V203H37ZM45 202L47 203V205L49 206V208H48V206H46V204H45ZM61 202H63L62 203V210H64V213H65V211H66V209H63V208H66L67 207V211L69 212V216L67 215L66 216V214H64V216L66 217V218H64L65 219V223L62 221V215H58L57 214V212L58 213H60V209H54V208H59V206L61 205L60 203ZM68 202H70L69 204H68ZM82 202H84V203H82ZM94 202H95V204H96V206H94ZM97 202H99L98 204H97ZM26 203V202H25ZM43 203V204H42ZM65 203V204H64ZM77 203V204H76ZM82 203V204H81ZM115 203V202H114ZM28 204V205H29ZM30 204V205H31ZM80 206H82V207H80ZM1 205V204H0ZM66 207H65V206ZM69 205V206H68ZM87 205H88V207H87ZM2 206V205H1ZM32 206H30L31 208H32ZM33 206V208H35ZM54 208H53V207ZM64 206V207H63ZM90 206V207H89ZM106 206H107V208H106ZM114 206V205H113ZM115 206H117L116 205V203H115ZM52 209H51V208ZM61 207V206H60ZM68 207H70L69 208V210H68ZM77 207H79V208H77ZM94 207V208H93ZM39 208H40V210H39ZM42 208V209H41ZM90 208V209H89ZM92 208V209H91ZM102 208H103V210H102ZM116 208V207H115ZM0 209H2V208H0ZM50 209V210H49ZM79 209V210H78ZM110 209V210H109ZM42 210H44L43 212H41ZM84 210H83V212H84ZM100 210V211H99ZM2 211V210H1ZM33 211H36V208H35V210H33ZM78 211V213H76ZM102 211V212H101ZM52 212H54V213H56V215H52L51 213ZM68 212H66V213H68ZM74 214H73V213ZM53 213V214H54ZM61 214V213H60ZM62 214H63V211H62ZM46 215V214H45ZM50 215V216H49ZM58 215V219H61V221L64 223V225L62 226V227H60L58 224H60V220H56V216ZM94 215V214H93ZM96 215H99V214H96ZM264 213L262 212L261 213V215H260V217L261 218H264ZM61 218H60V217ZM54 217V218H53ZM70 217V218H69ZM49 220V223H48V220ZM53 219V222H55V223H53L52 222V219ZM51 219V220H50ZM55 220V221H54ZM262 220V219H261ZM51 221V222H50ZM263 221H264V219H263ZM62 222H61V225H62ZM68 222H69V225H68ZM48 223V224H47ZM56 223H58V224H56ZM51 226H50V225ZM54 224V225H53ZM57 225V226H56ZM68 225V226H67ZM53 227V228H52ZM60 228V229H59ZM66 229H68L67 231H66ZM61 232H60V231ZM52 232V233H51ZM59 232H60V234H59ZM65 233H66V235H65ZM1 234V233H0ZM6 234V233H5ZM4 234V235H5ZM45 234V233H44ZM64 235L67 237L66 238V240H65V238H64ZM47 236V239H48V236H49V238L51 237V235H46ZM44 237H45V235H44ZM0 238H2L1 237V235H0ZM46 239V240H47ZM65 240L66 241V244L64 243V242H62L63 240ZM68 239L70 240V242L68 243ZM44 241V243H45V245H46V242L47 241ZM58 240V241H57ZM15 241V240H14ZM17 241V240H16ZM16 241L15 242H13V245H15V246H17L16 244ZM54 241V240H53ZM57 241V242H56ZM53 243V242H52ZM63 243H64V245H63ZM68 244V245H67ZM5 245H7V242H5ZM12 245V246H13ZM48 245V246H49ZM61 245V246H60ZM47 245H46V247L47 248H45L46 250L49 248ZM13 248H14V246H13ZM50 248H51V246H50ZM59 248V249H58ZM62 248V249H61ZM14 249H16V248H14ZM63 249H65V250H63ZM50 250V249H49ZM62 250V252H60ZM55 251V252H54ZM46 252V251H45ZM60 252V253H59ZM55 253V254H56ZM62 253H63V255H62ZM68 253H70V252H68ZM59 255V256H58ZM60 257H62V258H60ZM60 258V259H59ZM59 260H61V261H59ZM65 262H64V264H66V259L64 260ZM59 262V263H58ZM67 263H68V261H67Z\"/></svg>",
	"mask_w": 264,
	"mask_h": 264
}]
</instances>
